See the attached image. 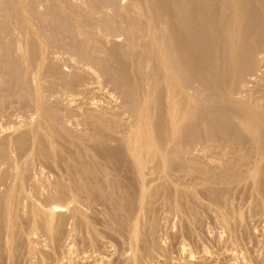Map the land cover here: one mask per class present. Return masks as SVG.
<instances>
[{"label":"bare ground","instance_id":"obj_1","mask_svg":"<svg viewBox=\"0 0 264 264\" xmlns=\"http://www.w3.org/2000/svg\"><path fill=\"white\" fill-rule=\"evenodd\" d=\"M122 1V0H121ZM124 2L126 1V0H123ZM122 1V2H123ZM146 1V0H145ZM121 2V3H122ZM127 2V1H126ZM147 2V1H146ZM78 3V2H77ZM24 4V3H23ZM78 4H80V1H79V3ZM124 4V3H123ZM134 4V3H133ZM22 5V4H21ZM108 5V4H107ZM137 5V7H139L140 8V12L141 13H143V12H145V14L144 15H146V13H147V18L145 19V16L144 15H141V16H144L143 18H144V21H143V24H145L142 28H141V26L139 27L138 25V28L136 29V25H134V23H135V21L138 19V17H137V19L136 18H133V16H131L133 19V25L135 26H132V25H130L131 23L130 22H126V23H129V25H130V31H129V33H128V31H127V29L126 30H124V27H125V25H124V27L122 28V29H120L121 31L122 30H124V32L125 31H127V35L125 34V37L124 38H126V41H125V39H124V41H125V43H126V45L128 46L129 44H131V43H134L135 41L137 42V44H136V46L134 47V46H132L133 48H135L136 49V51L138 52L139 51V49H142V47H141V45L140 46H138V44H140L141 42H142V40H141V42L139 41L140 40V33H139V31H142V34H145V35H147L146 37H148V41H149V45H148V47H149V49H147L146 50V57H145V54H143V52H142V55H144V57L146 58V59H144L145 61H147V62H150L151 64H153L155 67L154 68H156L155 70H153L154 68H153V65H151L150 63H148L147 64V62L145 63L144 62V60L142 59V58H140V56L141 55H136V54H139V52L138 53H136L135 52V55L136 56H138V58H140V59H142V62H141V60L139 59L138 61L140 62V63H145L146 65H151L152 67H150V70H151V68H152V74L150 75V73H148L147 72V70H149V69H147V68H149V67H147L146 65H144L145 67H146V69L142 66V64H140L141 65V68L143 67L144 68V70H146V73H148L147 75L150 77V78H148L147 76H145L144 74H142V75H144L143 77H146V78H148V80L147 79H142L143 77H138L137 78V74L141 71V70H138V72H137V70H136V67L134 66V70L136 71H132L130 68H129V66H128V68H129V70H131L135 75V77L137 78V79H141V81L139 80V82H141L140 83V85L141 86H139V88L140 87H143V85L145 86H147L146 88H144L143 87V89L142 90H138L137 89V91H136V93H135V91H134V89H136V87H133V85L134 84H131L132 86L131 87H133L132 89H131V93L133 94L132 96L131 95H129L130 97L129 98H131V99H129V102H130V111L128 110L127 112L130 114V116L129 115H125L126 117H129L128 119H127V121H124V117H122L123 118V120L122 121H124V123L123 124H121L120 122H122L121 120L118 122V123H116V120H115V123L116 124H118V125H116L115 123L113 124V127L115 128V126L114 125H116V126H121L122 128H121V131L119 132L120 133V135L122 134V132H123V136H122V139H120V142L123 144V146H124V149L126 150V152H127V154H128V158H129V160L131 161H128L127 159V155H125L126 156V158H125V160H127L128 162H129V164L130 165H128V167H126L127 166V164H128V162L126 163V166L124 165V167H126V169H127V171L129 172L130 170H131V172H127V171H125V173H128V174H125L124 173V170H126L124 167H123V164H121L122 165V167H120L121 165H115L114 164V162L116 163V162H118L115 158V160L116 161H113V157H114V153H112V151H111V153H112V155H108V154H106V155H104V156H110V158H111V156H113L111 159H112V161H110V160H108L109 162H111L112 164H114V165H109V163L108 162H106V163H108V164H104V161L105 160H101V161H103V163L102 162H100V163H97V162H95V164H92L91 162V164H88L89 163V161H87V164H85V165H83V163L84 162H82V160L83 161H85L86 159H80L81 160V162H79V163H81L80 165H78V167H77V165H76V163H73L74 165H76V166H74V167H77L78 169H70V168H72L71 167V165H70V163H72V161L70 162V160H69V170H67L66 168H61V166H60V164L58 165V164H56L55 162H57V161H53V160H55L56 158H58L57 156L58 155H56V157L53 159L52 157H54L55 156V154L53 153L51 156L52 157H48V155L49 154H51L50 153V151L51 150H56V148L55 149H53V147H56L55 146V144H53L54 142L56 143V144H58L56 141H54V138H55V136H54V138L52 137L53 136V134L55 135V132L57 131V129H55L54 130V128L53 129H51L50 127L51 126H47V124H53V121H51L50 119H49V117L48 118H44V116H43V118L44 119H46V120H50L51 122L49 123H47V124H45L46 122L44 121V119L42 120V119H39V122H43L44 121V123H36V125L37 126H39L38 128H37V126L35 125V123L34 124H31L32 126L33 125H35L36 126V130H35V133L33 134L32 132H33V130L32 131H30L31 133V135L29 134V132H28V135L30 136V137H33L31 140H33V141H31L32 143L30 144V141L28 142L30 145H32V147H33V145L35 146L36 145V143H38L39 145L38 146H40L41 144H45L46 146H44V149H45V147H46V149L49 151V152H47V151H45L46 152V157H48L47 159H49L50 161H51V158L53 159L52 160V164L49 166V167H47V164H45V162H41L40 161V159L42 158H39L38 157V154H40L39 156H41V153L39 152V153H34L33 155H36L37 157H34L35 159L36 158H39V161H38V159H37V161L38 162H40V163H37V164H43L44 165V167H42V166H40L38 169L35 167V169H37L35 172L37 173L36 175H34L33 176V174H34V171L33 170H31V172L33 171V174H31L32 175V177H31V175H29L28 177H26L25 175H24V169H25V166H27L26 164H29V159H31L30 157L32 156V153L31 152H29L28 151V148H29V150L31 151L32 149H30V147H26L27 148V153L24 151V150H22V148L20 149V147L18 146V144H17V142H16V145L19 147V150L21 151H24V152H20V156L22 157L21 159V161L23 162V163H21V164H18V163H16L15 162V159H13L12 158V156H14V155H12V156H10V153L12 154V152H15L16 151V149L15 150H13V151H9V152H7V150L5 151V153L7 152V153H9V155H5V157L6 158H4V160H6L7 159V157L10 159V158H12L13 159V161H11V162H9V161H4V162H1L0 163V173L2 174L3 173V175H4V173H7L8 174V177H3V175L1 176V178H0V264H4V262L2 263V256L4 257V256H6V258H7V260H9V262H10V258L13 256V253H14V248L15 247H17V246H15V243L17 242V241H19L20 242V239H18V238H23V240L25 241V243L27 244V246H28V248L32 251V252H35L36 250L38 251V249H36L37 248V246H41V247H43V249H44V246H53L52 248L54 249V245H55V248H56V245H58V244H63V246H65L66 248H64V249H66V251H67V253L68 254H70V257H73L72 256V254H73V251H75V256H74V259L76 258L78 261H82L81 263L82 264H111V260L113 259V257L115 258L116 257V255H118L119 253H122V254H124V256L126 257H124L122 254V257H124L127 261L126 262H128V264H166V261L165 260H168V258L166 257V259H164L165 258V256H163L164 258H161L162 256H157L156 254V256H154L153 254H151L152 252H155L154 250L150 253V256L148 255L147 256V254H145L146 253V251H144L143 249H146V250H148L147 248H144V246H143V241L144 240H147L146 238H149V240H150V237L149 236H151V232H152V230H153V232L155 233L156 231H154V230H156V229H154V226H153V221L155 220V218L156 217H159V219H161L160 217H162V219L163 220H165V223H164V221L163 220H158V219H156L157 221H159L160 223H161V221H163V223L165 224V227L168 229V228H172V226H173V222H174V220L175 219H177L178 221H179V224L177 223V225H178V227L180 228V230L181 229H183V230H185V228H187V227H190L191 226V223L193 224V220L195 221V217L193 218V220H192V217H193V215L192 214H194L193 212H197L196 210L198 209V208H200V207H198V206H196V204L198 205V200L200 201L201 199H202V201L201 202H204V200H207L209 197H210V195H208L209 197H207V198H205V199H203L202 197H201V199H197V203L194 201V204L195 205H193L192 204V206L191 205H187V204H185V203H192V201L195 199L196 200V198H193V200L192 201H190L191 200V197H190V199L189 200H185V198H187V196H190V195H193L194 197H197V195L199 194L200 195V193H205L206 191H208V189H206L205 187H209L208 185L209 184H207V186H206V183H208V182H210V183H212V186H213V182L216 180V175H214L215 173H217V177H219L220 176V168L218 167V166H221V165H223L222 163H218V165H216L215 167H217V168H219V170L220 171H218L219 172V174H218V172H216L215 170H217V168L214 170V172L215 173H213V169L211 170V168L210 169H208L205 165H204V163H203V166H204V169H202V170H198L197 169V171H195V172H193V173H182L181 171L180 172H178L177 171V173L175 174V172L173 173V175L172 174H170L169 172V174L167 173V167L168 166H166L167 164H168V161H167V159H169V158H165L166 156H167V154L168 153H170L171 151H169V150H173V149H171L172 148V146L176 143H173V145L170 147V149H169V146L172 144L171 142H174V140H175V136L177 135V134H179V132L181 133V131H183V129H185V127H186V125H188L187 124V122L189 121V119L193 116L194 117V115L196 114V112H195V110H196V106L192 103V101H191V99L189 98V96H188V92H187V88L185 89V85H183V87L181 86V84L180 83H178V80H182V77H180V73H182L181 71H188L189 70V72H195V74H193V75H200V76H198L199 78L202 76V75H205V80L207 81V80H210L211 81V83H212V85H213V89L211 90V88H209V90H211L210 92H211V95H210V93H208V92H206V91H204L203 90V92H205V93H208L207 95H210V96H212V97H214V96H220V97H222V98H224V100L223 101H225L227 104L226 105H228V107L230 108V109H233L234 110V113H233V111L232 110H230V112L231 113H233V114H235V118H236V121H235V123L237 122V126L239 127V128H241V129H238V130H243L244 131V133H246L247 135H249L250 136V141H252V146L254 147V148H256V152H257V154H258V156L259 157H257L256 156V158L255 157H253V158H251V157H248V156H251V155H248V156H246L247 155V153H246V155H245V157L249 160V158H251V160H249L250 162H248V160L247 159H245V160H247V162H245V164H241V167L242 168H244V169H242V171H243V173H241V178L239 177V179L238 180H240V181H237V179L235 180V178H234V180H233V182H236L237 181V183L239 182V183H243V182H245V184H243V186H242V183L241 184H239L240 186H237V187H242V189H243V187H244V185H247V187H250V191L251 192H249L250 194H252V196L254 195V196H256L258 199L256 200V201H258L259 199L264 203V184L262 185L261 184V178L263 177L262 176V174L264 175V173L262 172V170L264 169V163H263V161H264V108L262 107V106H264V105H262L261 107H260V104L259 105H257V104H252V103H259L258 101V99L256 98L255 100H253V98H252V101H248V99L249 100H251V98L249 97V92L247 91V93L245 92V91H242V90H240L239 92H235V93H233V92H231V93H229V91L228 92H226V91H223L222 89V87H220L221 85H220V83H221V81L223 80V81H227L226 79H227V76H226V79H225V74L227 75L228 73H225V70L223 71V73H225L224 74V79H220V81H217V76L216 75H214V73L216 74V72H218L219 73V71H214L215 70V68H214V70H213V68H212V66H213V64L211 65V67H210V64H209V62H207V64H209V66L207 65H205L204 63H205V58H207V55L208 54H210L209 52H211L212 50H214V51H218L219 53L221 52V55H223V53H227V56L226 55H224V56H226L227 58L229 57L228 56V54L229 55H233V56H230V58L231 59H229V61H228V59L226 60V59H224V61H225V63H226V61L228 62V66H226V64L224 63V61L223 62H221L222 63V65H224V67L226 66V67H228L229 69L232 67V65L234 64V62H235V65H236V62H240L242 59H243V63H244V58L245 59H247V61H249V59L252 61V65H253V60H254V58H256V57H258V56H260L261 57V59H263L262 57H264L263 55L261 56V54H263L264 53V0H154V2H147L144 6H143V10L141 9V7H140V5L139 4H137V3H135L134 4V6H136ZM23 6V5H22ZM78 6V5H77ZM113 6V5H112ZM130 6H133V5H130ZM19 7V6H18ZM24 7V6H23ZM75 7V6H74ZM17 8V7H16ZM25 8V7H24ZM78 8H80V7H78ZM111 8V7H110ZM124 8V7H123ZM21 9H22V7H21ZM20 9V10H21ZM25 9H27V8H25ZM77 9V8H76ZM116 9H118V8H116ZM126 9H128V8H126ZM125 9V10H126ZM101 10V9H100ZM104 10V9H103ZM112 10V9H111ZM134 10H135V8H134ZM99 11V10H98ZM97 11V12H98ZM116 11V10H115ZM122 11H124V10H122ZM131 12H132V10H130ZM136 11V10H135ZM195 11V12H194ZM20 12V11H19ZM27 12H28V10L25 12L26 13V16H27ZM96 12V11H95ZM96 12V13H97ZM121 12V11H120ZM120 12H119V14H120ZM134 12V11H133ZM132 12V13H133ZM139 12V11H138ZM138 12L136 13V12H134L135 14H138ZM192 12L193 13H195V15H193L192 14ZM206 12V13H205ZM23 13H24V10H23ZM23 13L21 14V15H23ZM100 13H102V15L105 17V14L106 13H104V11L102 12V10H101V12ZM113 13V12H112ZM115 13V12H114ZM123 13V12H122ZM120 14V15H123V14ZM124 13H126V11L124 12ZM205 13V14H204ZM107 14H109L108 12H107ZM118 14V13H117ZM116 14V15H117ZM127 14H129L128 12H127ZM97 15V14H96ZM138 15H140V14H138ZM204 15H206V16H204V18L206 17V18H208V19H206V20H208V21H210L209 23L210 24H206V23H208V22H206L204 19H202L203 18V16ZM25 16V15H24ZM101 16V15H100ZM99 16V17H100ZM103 16H101L100 18H102V22H100L99 20V22H100V28H99V30L101 29L103 32H101L100 31V33H105L104 32V28H103V25H101V23H103V19H104V17ZM115 16V15H114ZM118 16V18H119V15H117ZM125 16V15H124ZM123 16V17H124ZM127 16V15H126ZM140 16V17H141ZM23 17V16H22ZM28 17V16H27ZM94 17V16H93ZM109 17V16H108ZM113 17V16H112ZM122 17V18H123ZM129 17H130V15H129ZM129 17L127 16V18H125V19H127V21L129 20ZM136 17V16H135ZM97 18V17H96ZM110 18V17H109ZM108 18V19H109ZM142 18V17H141ZM225 18H227V20L225 19ZM112 19V18H111ZM124 19V20H125ZM134 19H136L135 21H134ZM140 19V18H139ZM138 19V20H139ZM23 20V19H22ZM101 20V19H100ZM116 20H118V19H116ZM132 20L130 19V21L132 22ZM220 20H222V22H223V20H225V21H227L226 23L227 24H225L226 26L224 27V25H222L220 22ZM27 21H30V22H32V20H27L26 19V22ZM93 21H94V19H93ZM105 21V20H104ZM108 21V20H107ZM106 21V22H107ZM141 21V20H140ZM204 21L206 22L205 24H204ZM218 21H219V23H218ZM26 22H24V23H26ZM94 22H96V21H94ZM113 22V21H112ZM122 22H125V21H123L122 20ZM137 22V21H136ZM24 23H22V24H24ZM90 23H92L93 24V22H90ZM111 23V22H110ZM116 23V22H115ZM139 23V22H138ZM28 24V23H27ZM27 24H25L24 26H27V27H29V25H27ZM92 24H91V26H92ZM97 24V23H96ZM96 24H94L95 26H96ZM107 24H108V22H107ZM123 24H125V23H123ZM99 25H97V26H99ZM109 25V24H108ZM111 25V24H110ZM127 25V24H126ZM140 25V24H139ZM31 26V25H30ZM88 26V25H87ZM114 26V25H113ZM116 27H117V24L115 25ZM119 26V25H118ZM32 27V26H31ZM102 27V28H101ZM107 26H105V28H106ZM128 27V26H127ZM144 27H145V30H141V29H144ZM34 28V27H33ZM32 28V29H33ZM85 28V27H84ZM83 28V29H84ZM95 28V27H94ZM109 28H112V27H109ZM115 28V27H114ZM30 30V27H29V30H30V32L31 31H34V30ZM83 29H79V32L81 31L82 33H83V35L85 36L86 34H87V32L88 31H86V34H84L85 32L84 31H82ZM93 29V28H92ZM119 29V28H118ZM133 29L134 30H136L137 32H135V31H133ZM21 30H23L22 28H21ZM29 30L27 31V35H29ZM59 30V29H58ZM89 30V29H88ZM106 31L108 30V29H105ZM112 30V29H111ZM117 30V29H116ZM120 30H118V32L120 31ZM16 32L18 31V29L17 30H15ZM25 31V30H24ZM57 31V30H56ZM78 31V30H77ZM77 31L75 30L74 32H76L77 33ZM91 31V30H90ZM93 31V30H92ZM95 31H97V29L95 30L94 29V31H93V33L95 32ZM37 32V31H36ZM36 32H34V34L36 35V38H37V33ZM59 32V31H58ZM80 32V34H82ZM117 32V31H116ZM23 33V32H22ZM45 33V32H44ZM56 33V32H55ZM98 34H99V32H97ZM96 33V34H97ZM108 33V32H107ZM107 33H105V34H99L100 36L99 37H103L104 39H105V42L107 41L106 40V34ZM209 34L210 36H211V38H207L204 34ZM32 34V33H31ZM45 34H47V33H45ZM56 34H58V33H56ZM56 34H54V35H56ZM75 34V33H74ZM79 34V35H80ZM90 34V33H89ZM97 34V35H98ZM111 34V33H110ZM110 34H109V36H110ZM120 34V33H119ZM119 34H117V38H116V35L114 36L116 39H119L118 38V35ZM123 34V33H122ZM18 35V34H17ZM17 35H15V36H17ZM26 35V36H27ZM40 35V34H39ZM54 35L52 36V37H54ZM62 35V34H61ZM76 35V34H75ZM90 35H92V33L90 34ZM96 35V36H97ZM108 35V34H107ZM112 35V37H113V35L114 34H111ZM121 35V34H120ZM14 36V35H13ZM30 37H31V35H29ZM34 35H32V37H33ZM44 36V35H43ZM59 36H60V34H59ZM59 36L57 37V39L59 38ZM84 36H82V37H84ZM88 36V35H87ZM95 36V35H94ZM105 36V37H104ZM109 36H107L108 38H109ZM122 36V35H121ZM127 36V37H126ZM138 36H139V38H138ZM203 36H205V38H207V39H210V40H212V42L210 41V43L208 42V43H206V41L205 42H203L202 43V39H205V38H202ZM17 37H19V36H17ZM22 37V36H21ZM31 37V38H32ZM42 37V36H41ZM44 37H46V36H44ZM47 37H48V35H47ZM50 37V36H49ZM81 37V38H82ZM93 36H91V38H92ZM99 37H97V38H94V39H96V41H97V43L99 42V47H97L98 49H100V50H98L97 51V53L98 54H101L100 56H102V58L103 59H105V56H110L113 52H115L116 50H115V48H112V47H115L116 45H117V47L119 48V46H118V44H119V42L117 43V44H115V46H114V43H116L115 41H116V39L114 40L112 37H110V38H112L114 41V43H112V44H107L106 43V45L103 43V38L102 39H100ZM142 37H144V36H141V38ZM30 38V40L29 41H31L32 39ZM35 38V37H34ZM33 38V39H34ZM65 38V37H64ZM87 38V40H88V42H90L89 41V39L91 40V38H90V36L89 37H86ZM89 38V39H88ZM92 38V39H93ZM120 38H122V37H120ZM23 39V38H22ZM37 39H39V37L37 38ZM41 39V38H40ZM44 39H47V38H44ZM68 39V38H67ZM66 39V40H67ZM98 39V40H97ZM144 39V38H143ZM206 39V40H207ZM18 40H21V39H19L18 38ZM35 40V39H34ZM33 40V41H34ZM42 40V39H41ZM48 40H51V39H48ZM52 40H54V38L52 39ZM62 40V39H61ZM82 40H84V39H81V43L83 42ZM86 39L84 40V42H86L87 41ZM111 39H109V41H110ZM145 40H147L146 38H145ZM15 41V40H14ZM38 41V40H37ZM40 41V40H39ZM46 41V40H45ZM54 41H56V38H55V40ZM58 41V40H57ZM96 41L94 40H92L91 42H93V44L95 45V46H98V45H96ZM109 41H107V42H109ZM193 41H195V42H193ZM208 41V40H207ZM35 42H36V40H35ZM40 42H42V43H45V42H43V41H40ZM51 42L52 41H50V44H51ZM59 42H60V40H59ZM59 42L58 43H56V44H58L57 46H59V50H55L56 48L58 49V47H56V48H53L54 49V51L52 50L51 51V49H52V47L53 46H51L50 47V45L49 46H47V48L49 49L50 48V51H43V50H41L40 48H41V46H40V44L41 43H39V42H37V44L39 43V49H40V51L43 53L42 54V56L40 57V55L41 54H34L33 53V55H32V57L34 56L35 57V55H38L40 58H38V56H37V59H39V63H38V65H37V67H38V69L40 68L41 69V67H42V71H43V68H45L44 70H46V67H44V66H47L48 64L50 65V61H53L54 60V62H55V58H59L60 57V55L59 54H61V52H60V50L64 53V54H66V49L68 50V53H69V51H70V53L71 52H73L74 53V51L76 52V50H77V47H73V48H76L75 50L72 48V50H71V47H72V45H71V47L69 46V49L68 48H66V49H64V47H66L64 44L66 43H60V45H62L63 44V48H62V46H61V48L62 49H60V45H59ZM62 42H63V40H62ZM69 42H70V40H69ZM80 42V40L78 39V44H81V43H79ZM110 42H112V40L110 41ZM147 42V41H146ZM16 43H17V40H16ZM19 43V45H20V43H22V42H18ZM30 43H32V41L30 42ZM53 43V42H52ZM206 43V44H205ZM35 44V43H34ZM33 44V45H34ZM46 45H47V43H45ZM45 44H43L44 46H45ZM54 44V43H53ZM67 44V43H66ZM74 44V43H73ZM77 44V45H78ZM86 44L87 43H85L84 45L86 46ZM148 44V43H147ZM18 45V44H17ZM26 45V44H25ZM36 45V44H35ZM34 45V46H35ZM42 45V44H41ZM42 45V46H43ZM76 45V44H75ZM76 45V46H77ZM83 45V44H82ZM83 45V46H84ZM88 45V44H87ZM89 45H90V43H89ZM88 45V47H90ZM94 45H91V47H92V49H91V51L93 52V53H95L96 51H94V49H96V48H93V46ZM110 45H113L112 47L110 46ZM132 45V44H131ZM131 45H129V46H131ZM142 45H145L143 42H142ZM22 46V45H21ZM44 46L42 47V49L44 48ZM56 45H54V47H55ZM79 46V45H78ZM94 46V47H95ZM108 46H110V48L113 50H115V51H110V55H108L107 54V52H108V50H107V52H106V50L105 49H107V47ZM23 47V46H22ZM36 47V46H35ZM46 47V46H45ZM87 47V46H86ZM86 47H84V48H82L83 49V51H86V50H88V47H87V49L86 50H84ZM90 47V48H91ZM138 47H140V48H138ZM146 47L147 46H145V49H146ZM24 48V47H23ZM46 48V49H47ZM90 48H89V50H90ZM138 48V49H137ZM20 49V48H19ZM28 49V48H27ZM31 49H32V46H31ZM30 49V50H31ZM35 49V48H34ZM33 49V50H34ZM39 49H37V51L39 50ZM47 49V50H48ZM82 50L81 49V45H80V47H78V50ZM117 49V48H116ZM228 49V50H227ZM103 50H105V52L103 51ZM118 50H120V48L118 49ZM128 50H129V48H128ZM127 50V51H128ZM144 50V49H143ZM142 50V51H143ZM18 52H19V50H17ZM17 51H15V52H17ZM22 50H20V52H21ZM36 51V50H35ZM35 51H33V52H35ZM91 51L89 52V51H87V52H89V54L91 53ZM99 51H102V53H105V54H107V55H103L101 52H99ZM126 51V52H127ZM130 51H131V49H130ZM129 51V52H130ZM133 51H135L134 49H133ZM145 51V50H144ZM226 51V52H225ZM228 51V52H227ZM78 52V51H77ZM119 55H120V52L119 51H116ZM128 52V53H129ZM147 52H149V53H147ZM213 52V51H212ZM37 53V52H36ZM67 53V54H68ZM70 53L68 54L69 55V57H70ZM85 53V52H84ZM93 53H91V54H93ZM117 53H116V55L114 54V56H118L117 55ZM132 53H134V52H132ZM131 52H130V54H132ZM215 53V52H214ZM64 54H63V56H64ZM66 54V55H67ZM75 54V53H74ZM76 54H79V52L78 53H76ZM80 54H81V51H80ZM79 54V55H80ZM112 54V55H113ZM124 54V53H123ZM140 54H141V52H140ZM22 55V54H21ZM65 55V57H67ZM73 55V54H72ZM82 55V54H81ZM80 55V56H81ZM84 55H87V57H85V59L83 58V56ZM84 55H82V58L84 59L83 61H82V58H81V60H79V61H81V62H79V61H77V63L79 64H81V63H83V65L85 66L84 68L86 69V70H88L89 72H92V69L90 68V66L93 64V62L97 59V58H95L96 56L95 55H97L96 53L95 54H93L92 55V57H94V60H93V62H92V60L91 59H93L92 57H91V55L89 56L88 55V53H86V54H84ZM112 55H111V57H112ZM133 55V54H132ZM135 55H133L134 56V59H135ZM215 55V54H214ZM218 55V54H217ZM220 55V54H219ZM218 55V56H219ZM98 56V55H97ZM113 56V57H114ZM122 56V55H121ZM128 56H129V54H128ZM213 55L211 54V57H212ZM17 57V56H16ZM20 57V56H19ZM18 57V58H19ZM24 57V56H23ZM30 57H31V55H30ZM52 57H54V59H52ZM74 58V56H71V58ZM78 57V56H77ZM91 57V58H90ZM119 57V56H118ZM125 57V56H124ZM141 57H143V56H141ZM143 57V58H144ZM216 56H214V58H215ZM221 57H223V56H221ZM225 57V58H226ZM254 57V58H253ZM259 57V58H260ZM17 58V59H18ZM36 58V57H35ZM61 58V57H60ZM101 57H100V59H102ZM115 58V57H114ZM114 58H112L113 60H115V62H116V60H118L119 58H116V59H114ZM126 59H129L130 58V56L127 58V56L125 57ZM133 58V57H132ZM137 58V59H138ZM210 58V55H209V57H208V59ZM213 58V59H214ZM219 59H218V61L220 60V57H218ZM16 59V60H17ZM64 59V57H62V60ZM65 59H68V58H65ZM76 59H79V58H76L75 57V60ZM98 59H99V56H98ZM102 59V60H103ZM108 60H110V57L109 58H107ZM123 59V58H122ZM125 59V60H126ZM131 60V62L132 61H136V59L135 60ZM217 59V58H216ZM57 60V59H56ZM59 60V59H58ZM57 60V61H58ZM107 60V61H108ZM211 59H209V61H210ZM233 60V61H232ZM28 61H30L29 59H28ZM33 61H36L34 58H33V60L32 61H30V62H33ZM68 61V60H67ZM100 61V60H99ZM118 61H120V63L122 64V61L119 59ZM118 61L116 62V63H118ZM206 61H207V59H206ZM213 61V60H212ZM231 61H232V63H231ZM256 61V60H255ZM254 61V62H255ZM53 62V63H54ZM61 62V61H60ZM60 62H59V64H60ZM65 61L63 60V64H67V62L66 63H64ZM68 62H70V60L68 61ZM71 62L73 63V60H71ZM96 62V63H95ZM94 63V65H95V67L96 66H98L99 64H103L104 62L103 61H101V63L99 62V63H97L98 62V60L97 61H95ZM105 62H106V59H105ZM111 62H112V60H111ZM115 62H112V63H114L113 65H115L116 63ZM123 62H124V59H123ZM130 62V67H131V65L133 66V65H135L136 63L135 62H133L134 64H132ZM137 62V61H136ZM215 62V61H214ZM229 62L231 63L230 65V67H229ZM262 62V61H261ZM264 62V61H263ZM23 63H25L24 61H23ZM56 63H58V62H56ZM76 63V62H75ZM75 63H73L74 65H76ZM107 63H109V61L107 62ZM120 63H118L119 64V66L121 65ZM128 63V62H127ZM216 64H218V62H215ZM220 63V61H219V64H221ZM249 63V65L251 64L250 62H248ZM247 63V64H248ZM27 64V63H26ZM34 64H36V62L34 63ZM63 64H62V66H63ZM69 64H71V63H69ZM69 64H67L68 66H70ZM110 64V63H109ZM126 64V63H125ZM139 63H137V65H138ZM245 64H246V62H245ZM257 66H258V60H257V63H255ZM254 64V65H255ZM259 64H260V61H259ZM33 65V64H32ZM31 64H30V68H31V66H32ZM51 65H52V63H51ZM54 65V64H53ZM67 65H64V67L65 68H68L67 67ZM73 65V66H74ZM83 65H78V67L79 66H83ZM103 65H105V63L103 64ZM102 65V66H103ZM107 65V64H106ZM111 65V68H113L114 70H117V71H119V69H120V67L119 66H117L119 69H115V66L113 67L112 66V64H110ZM139 65V66H140ZM221 65V66H222ZM261 65V64H260ZM26 66H28V65H25V67ZM73 66H72V64H71V67H69L70 69L71 68H73ZM126 66V65H125ZM218 67H219V65H217ZM220 66V67H221ZM234 66V65H233ZM236 66H238V64L236 65ZM245 66V65H244ZM20 67H21V65H20ZM49 67V66H48ZM50 67H53V66H50ZM49 67V68H50ZM64 67H61L62 69L64 68ZM94 66H93V71H94V69H95V71L96 70H98L99 71V68H100V66H99V68H95ZM123 67V66H122ZM121 67V68H122ZM216 68V69H219V68ZM256 66H253V68H255ZM260 67V66H259ZM34 68H35V70L37 69L36 67H33V69L32 70H34ZM56 72L58 73L59 71H61L62 72V70H57L58 68H59V66H58V68H57V65H56ZM61 68H59V69H61ZM64 68V69H65ZM80 69H82L81 67H79ZM104 68V67H103ZM103 68H100V69H102V70H104ZM125 68H127V67H125ZM124 68V69H125ZM137 68H138V66H137ZM212 68V69H211ZM222 68V69H221ZM219 70H223V67H221ZM233 68V71L235 70L234 68L235 67H232ZM247 68V67H246ZM249 69H250V67H248ZM22 69V68H21ZM37 69V70H38ZM39 69V70H40ZM53 69V68H52ZM52 69H50V70H52ZM63 69V70H64ZM70 69H68L67 70V72L70 70ZM74 69H76L75 68V66H74ZM79 69V70H80ZM133 69V68H132ZM140 69V68H139ZM229 69H226V71L227 70H229ZM258 68H256V70H257ZM23 70V69H22ZM47 70H49V69H47ZM107 70H108V68H107ZM107 70H105V71H107ZM121 70V69H120ZM125 70H127V69H125ZM143 70V73H145V71ZM191 70V71H190ZM193 70V71H192ZM237 70V69H236ZM260 70V69H259ZM13 71V70H12ZM18 70H16V72H17ZM24 71V70H23ZM26 71V70H25ZM53 71V70H52ZM52 71H49V73L50 74H52ZM65 72H66V69L64 70ZM63 71V72H64ZM76 71H78V68H77V70ZM96 72V73H99V72ZM101 71V70H100ZM122 71V70H121ZM120 71V72H121ZM232 71V70H231ZM232 71V72H233ZM244 71H246L245 69H244ZM261 71V70H260ZM262 71H264V70H262ZM19 72V71H18ZM62 72V73H63ZM66 72V73H67ZM71 73L73 72V71H70ZM81 72L83 73V71L81 70ZM86 72V75H87V71H85ZM102 72V71H101ZM100 72V73H101ZM112 72V71H111ZM119 72V75L121 74ZM127 72V71H126ZM227 72H230V70L229 71H227ZM240 72V71H239ZM238 71L236 72L237 74L239 73ZM248 72V71H247ZM254 72H259L258 70L257 71H255L254 70ZM22 73V72H21ZM20 73V74H21ZM30 73V72H29ZM39 73V76H43V74L41 75L40 74V71L38 72ZM37 73V74H38ZM60 73V72H59ZM78 73H79V71H78ZM77 73V74H78ZM105 75L104 76H106V78H110L111 77V74H108V71L105 73V72H103ZM109 73H110V70H109ZM112 73H114L115 74V72L113 71ZM118 73V72H117ZM127 73H130V72H127ZM141 73H142V71H141ZM145 73V74H146ZM185 73V72H184ZM183 73V74H184ZM218 73H217V75H218ZM221 73L222 72H220V76H218V77H220V78H222V75H221ZM241 73V72H240ZM240 73H239V75H240ZM243 73V72H242ZM261 73H263V72H261ZM261 73H259L260 74V76H261ZM11 74V73H10ZM15 74V73H14ZM34 74V73H33ZM32 73H31V77H32V75H33ZM37 74H35L36 76H37ZM53 74H55V73H53ZM75 74V73H74ZM186 74H187V72H186ZM192 74V73H191ZM236 74V75H237ZM252 74V72L250 73V75ZM258 74V73H257ZM2 75V74H1ZM29 75V74H28ZM46 77H47V75L46 74H44ZM58 76H60L59 74H57ZM68 75V74H67ZM76 75V74H75ZM98 75V74H97ZM108 75H110V76H108ZM113 75V74H112ZM117 75V74H116ZM118 75V76H119ZM121 75H123V74H121ZM131 75V74H130ZM130 75H129V77L124 73V75L122 76L123 77V79H124V77L125 76H127L124 80H126L127 78H129L130 79ZM141 75V74H140ZM139 74H138V76H140ZM141 75V76H142ZM231 75V76H230ZM230 75L228 74V76H229V78H231L232 76L234 77V75H233V73H231L230 72ZM235 75V76H236ZM248 75V74H247ZM3 76V75H2ZM30 76V75H29ZM34 76V75H33ZM36 76H34V77H32L33 79H34V84L35 83H37L38 81L39 82H41V79H42V81H43V78L41 77V78H39V76H37V78H38V80H36ZM44 76V77H45ZM48 76H51V75H48ZM55 76H56V74H55ZM53 77V75L51 76L52 78H55V81H57V76L56 77ZM65 76H66V74H65ZM74 76V75H73ZM88 76H89V74H88ZM87 76V77H88ZM91 76V75H90ZM95 76V75H94ZM99 76V75H98ZM97 76V77H98ZM131 76H133V75H131ZM133 76V77H134ZM50 77V78H51ZM62 77H63V74H62ZM68 77V76H67ZM92 77H93V73H92ZM91 77V78H92ZM102 77H103V74H102ZM113 77H114V75H113ZM112 77V78H113ZM179 77H180V79H179ZM191 77H192V75H191ZM194 77V76H193ZM198 77H196V78H198ZM233 77H232V79H233ZM237 77H238V75H237ZM249 77V76H248ZM258 77V76H257ZM257 77H256V74H254V75H252L251 76V79H250V81L253 83H255L256 81H257ZM29 78V77H28ZM49 78V77H48ZM49 78V79H50ZM50 79V80H52V82H54L53 80L54 79ZM57 78V79H56ZM61 78V77H60ZM59 78V79H60ZM75 78V77H74ZM77 78H79V77H77ZM93 78H96V77H93ZM93 78H92V80H93ZM108 78V79H109ZM111 78V79H112ZM119 78V77H118ZM121 78V77H120ZM132 78V77H131ZM195 78V79H196ZM199 78H198V80H199ZM202 78V77H201ZM229 78H228V81L230 82V80H232V79H230L229 80ZM239 78V77H238ZM240 78H242L241 76H240ZM239 78V79H240ZM261 78V77H260ZM4 79V78H3ZM21 79V78H20ZM48 79V80H49ZM65 79V78H64ZM113 79H116L115 77L113 78ZM137 79H134L135 81L137 80ZM194 79V80H195ZM237 79V78H236ZM258 79H259V77H258ZM5 80V79H4ZM36 80V81H35ZM47 80V79H46ZM72 80H73V78H72ZM78 80H80V79H78ZM86 80H89V79H86ZM86 80L84 81V82H86ZM97 79H95V80H93L94 82L96 81ZM103 80V79H102ZM121 80V79H120ZM124 80H123V82H124ZM131 80V79H130ZM133 80V79H132ZM131 80V81H132ZM142 80H147V81H142ZM187 80V79H186ZM190 80V79H189ZM188 80V81H189ZM204 80V81H205ZM219 80V79H218ZM233 80H235V78L233 79ZM232 80V81H233ZM241 80V79H240ZM243 80V79H242ZM241 80V81H242ZM248 80H249V78H248ZM263 80V79H262ZM25 81V80H24ZM44 81H45V79H44ZM43 81V82H44ZM62 81V80H61ZM63 81H65V80H63ZM62 81V82H63ZM90 81V80H89ZM105 81V80H104ZM107 81V80H106ZM112 82H113V80H111ZM117 81V80H116ZM116 81L115 82H113L112 84L113 85H115V83H116ZM131 81H129L130 83H131ZM138 81V80H137ZM136 81V82H137ZM200 81H202L201 79H200ZM199 81V82H200ZM245 81V80H244ZM2 82V81H1ZM22 82V81H21ZM30 82H31V80H30ZM51 82V81H50ZM51 82V84L53 85V83ZM60 81L58 80V82H54L56 85L55 86H57L56 88H59V90L57 89V90H54L53 88V86H52V88H50V90L52 89L53 90V92L54 91H58V92H60V90H63V89H60V85L62 84L61 82V84L59 83ZM76 82H78L77 80H76ZM81 82H82V85H83V77H82V80H81ZM88 82V81H87ZM87 82H86V84H87ZM93 82V83H94ZM102 82V81H101ZM125 82H127V83H129L128 81H125ZM138 82V83H139ZM143 82H144V84H143ZM147 82V83H146ZM185 82V81H184ZM220 82V83H219ZM235 83H236V80L234 81ZM243 82V81H242ZM261 82V81H260ZM259 82V83H260ZM263 82V81H262ZM44 83H46V81L44 82ZM43 83V84H44ZM47 83H48V81H47ZM57 83H59L60 85H58ZM97 81H96V84H95V86L97 85ZM118 84H119V86H120V83L119 82H117ZM127 83H126V85H127ZM132 83H134V82H132ZM138 83H136V85L138 84ZM146 83V84H145ZM186 83V82H185ZM202 83V82H201ZM223 83H226V82H223ZM247 83V82H246ZM258 83V84H259ZM33 84V83H32ZM39 84V83H38ZM38 84H37V86H38ZM42 84V83H41ZM43 84H42V86L41 85H39V87L40 88H42L43 87ZM49 84V83H48ZM67 84V82L65 83V85ZM72 84V83H71ZM71 84H70V86H71ZM73 84H75V83H73ZM77 84V83H76ZM85 84V87H84V89H82V88H80L82 85L80 84H77V90L78 91H75V92H71V93H69V92H67L66 90H67V85H66V92L67 93H69L70 95H68L69 96V101H71V102H76V101H82V97H84L85 95V97H87V93L90 91V90H92L93 92L95 91V86H94V84H92L91 83V81L88 83V85H86ZM99 84V83H98ZM107 84H111V83H107ZM106 84V85H107ZM118 84H116V89H119V87L117 86ZM121 84H123V83H121ZM162 84H167L168 85V89H167V86H166V88H165V86H164V90H163V92L162 93H164V92H166L165 90H168L167 91V96H166V94H165V96H163V94H161L162 96H163V99H165V98H167L166 99V102H164V104L166 103V107L164 108V111L162 112V113H159V111L161 110V109H159V107L157 106L158 104H157V102L155 101L156 99L155 98H157V100H158V94H160V93H158L157 94V92H159V88H161L162 86ZM195 84V83H194ZM203 84H205V82L203 83ZM248 84V83H247ZM24 85V84H23ZM28 85H30V84H28ZM63 85L64 84H62L61 85V87H63ZM94 86V87H92V89H91V87H88V86ZM113 85H112V87H113ZM124 85V84H123ZM188 85H191L190 84V82H189V84ZM197 85V84H196ZM199 85V84H198ZM206 85V84H205ZM220 85V86H219ZM229 85V84H228ZM230 85H232V83H230ZM229 85V86H230ZM234 85H236V84H234ZM260 85V84H259ZM21 86V85H20ZM33 85H30V87H32ZM36 86V84L34 85V87ZM48 86H50V85H45L44 87L46 88V87H48ZM69 86V87H70ZM74 86H76V85H74ZM80 86V87H79ZM84 86V85H83ZM122 86V85H121ZM129 86H130V84H129ZM161 86V87H160ZM194 86V85H193ZM193 86H191V87H193ZM204 86V85H203ZM202 86V87H203ZM208 86V85H207ZM229 86H228V88H229ZM262 86V85H261ZM22 87H24V86H22ZM38 87V88H39ZM68 87V88H69ZM101 87V84H100V86L98 87V90L99 89H101L100 88ZM118 87V88H117ZM123 87V86H122ZM121 87V88H122ZM125 87V86H124ZM123 87V88H124ZM131 87H129V88H131ZM231 87H233V86H230V89H231ZM33 88V87H32ZM32 88H29V89H31L32 90ZM49 88V87H48ZM64 88V87H63ZM64 88V89H65ZM72 88V87H71ZM96 88H97V86H96ZM104 87H102V89H103ZM109 88V87H108ZM120 88V89H121ZM122 88V89H123ZM125 88H127V86L125 87ZM124 88V89H125ZM190 88V87H189ZM196 88V87H195ZM201 88V87H200ZM203 88H206V87H203ZM203 88H201V89H203ZM239 88V87H238ZM251 88V87H250ZM24 89H25V87H24ZM27 89V88H26ZM35 89V88H34ZM33 89V90H34ZM43 89V88H42ZM42 89H39V90H41L40 92H39V94L42 92V91H44V92H42L43 94H46L47 93V91L44 89V90H42ZM73 89H75V88H73ZM82 89V91H80V90ZM112 89V88H111ZM110 89V90H111ZM115 89V88H114ZM121 89V90H122ZM124 89H123V91H124ZM158 89V90H157ZM208 89V88H207ZM234 89V88H233ZM36 91H37V88L35 89ZM38 90V91H39ZM51 90V91H52ZM76 90V89H75ZM105 90V89H104ZM195 90V89H194ZM208 90V91H209ZM228 90V89H227ZM261 90V89H260ZM21 91H23V90H21ZM28 91H30V90H28ZM27 91V92H28ZM65 91L63 90V91H61V93H60V95L61 94H65ZM91 91V92H92ZM96 91H97V89H96ZM95 91V92H96ZM108 91V90H107ZM129 91H127L126 92V89H125V93L128 95V93H129ZM132 91H134V93L132 92ZM252 91H255L254 89H252ZM31 92V91H30ZM29 92V93H30ZM46 92V93H45ZM48 92H49V90H48ZM52 92V93H53ZM64 92V93H63ZM92 92V93H93ZM97 92H99V91H97ZM102 92V91H101ZM109 92V91H108ZM113 92H114V90H113ZM116 93H117V91H115ZM122 92V91H121ZM121 92H118L119 94H118V97L120 96V93ZM189 92H190V90H189ZM196 93V95H197V91H195ZM202 92V91H201ZM245 92V93H244ZM251 92V91H250ZM37 93V92H36ZM42 93H41V95H42ZM51 93V94H52ZM57 93V92H56ZM66 93V94H67ZM105 93V92H104ZM107 93V92H106ZM110 93V92H109ZM124 93V92H123ZM130 93V94H131ZM242 93L244 94V98H246L247 97V99H244L243 97H240V96H243L242 95ZM253 93V92H252ZM257 93V92H256ZM26 94V93H25ZM38 94V93H37ZM122 94V93H121ZM125 94V95H126ZM232 94H236L235 95V97L232 95ZM246 94H248V96L246 95ZM259 94V93H258ZM35 95V94H34ZM41 95H38L39 96V98L41 99L42 97H43V95L41 96ZM50 95V94H49ZM49 95H48V97H49ZM57 95H58V93H57ZM59 95V96H60ZM116 95V94H115ZM124 95V96H125ZM189 95H190V93H189ZM192 95V94H191ZM254 95V94H253ZM30 96V95H29ZM33 96V95H32ZM63 96V95H62ZM109 96V95H108ZM122 96H123V94H122ZM157 96V97H156ZM199 96V95H198ZM53 97H54V95H53ZM61 97V96H60ZM98 97V96H97ZM99 97H100V95H99ZM121 97V96H120ZM165 97V98H164ZM202 96H200V98H201ZM212 97H210V98H212ZM219 97V98H220ZM249 97V98H248ZM257 97V96H256ZM47 98V97H46ZM51 98V97H50ZM55 98H57L58 99V97H55ZM63 98V97H62ZM107 98V97H106ZM110 98H111V95H110ZM123 98V97H122ZM126 98V97H125ZM160 98V97H159ZM193 98V97H192ZM198 98V97H197ZM206 98V97H205ZM215 98V97H214ZM217 98V97H216ZM262 98L264 99V96H262ZM33 99V98H32ZM43 99V98H42ZM45 99V98H44ZM65 99V98H64ZM88 99V98H87ZM162 99V101H164ZM196 99V98H195ZM221 99V98H220ZM35 100V99H34ZM47 100V99H46ZM45 100V101H46ZM49 100H51V99H49ZM52 100H54V99H52ZM60 100H62V99H60ZM94 100V99H93ZM97 100V99H96ZM116 100H117V97H116ZM122 100V99H121ZM126 100V99H125ZM125 100H123V101H125ZM161 100V99H160ZM210 100V99H209ZM246 100V101H245ZM80 101V102H81ZM86 101V100H85ZM88 101V100H87ZM123 101H122V104H121V106L122 105H125L126 103H128L129 104V102H124L123 103ZM161 101V102H162ZM212 101V100H211ZM215 101H216V99H215ZM215 101H214V104L213 105H215ZM261 101V100H260ZM37 102H38V99H37ZM41 101L39 100V102L38 103H40ZM58 102V101H57ZM65 102V101H64ZM82 102H84V100L82 101ZM98 102H100V101H98ZM106 102H108V101H106ZM160 102V104L162 105V103ZM220 102V101H219ZM225 102H223V103H225ZM252 102V103H251ZM36 102L34 101V105H36V104H38V103H36ZM44 103V100H43V102H41V106H43L42 104ZM46 103V102H45ZM54 103V102H53ZM62 103H63V101H62ZM67 103H69V102H67ZM95 103V102H94ZM119 103V102H118ZM202 103V102H201ZM207 103V102H206ZM223 103H220V105L221 104H223ZM55 104V103H54ZM57 105H59V103H56ZM76 104V103H75ZM80 104V103H79ZM84 104V103H83ZM88 104V103H87ZM96 104V103H95ZM94 104V105H95ZM107 104H109V103H107ZM111 104V103H110ZM159 104V105H160ZM163 104V105H164ZM264 104V103H263ZM30 105V104H29ZM28 105V106H29ZM32 105H33V100H32ZM49 105V104H48ZM52 105V104H51ZM56 105V106H57ZM60 105H62V104H60ZM65 105V104H64ZM72 105V104H71ZM89 105V104H88ZM87 105V106H88ZM104 105V104H103ZM113 105V104H112ZM115 105H116V103H115ZM161 105H160V108H161ZM212 105V106H213ZM216 105H217V103H216ZM219 105V104H218ZM217 105V106H218ZM39 106V105H38ZM50 106V105H49ZM65 106H67V107H70V106H68V105H65ZM77 106H78V103H77ZM76 106V107H77ZM100 106V105H99ZM98 106V107H99ZM117 106V105H116ZM121 106H119V107H121ZM127 106V104L125 105V107ZM165 106V105H164ZM206 106H208V105H206ZM13 107H15V106H13ZM31 107V106H30ZM36 107V106H35ZM34 107V108H35ZM48 107V106H47ZM81 107V106H80ZM89 107H91V106H89ZM97 107V108H98ZM101 107V106H100ZM119 107L117 108V109H119ZM124 107V106H123ZM127 107H129V106H127ZM163 107V106H162ZM199 107V106H198ZM214 107V106H213ZM218 107H220V108H222V109H226L227 110V108H224L225 107V105L223 106V107H221V106H218ZM9 108V107H8ZM7 108V109H8ZM11 108V107H10ZM9 108V109H10ZM24 109H25V107H23ZM43 108V107H42ZM51 108V107H50ZM55 108V107H54ZM74 108V107H73ZM86 108V107H85ZM84 108V109H85ZM114 108H115V106H114ZM122 108V107H121ZM210 108V107H209ZM219 108V109H220ZM18 109H20V108H18ZM29 109V108H28ZM37 109V108H36ZM41 109V108H40ZM39 108H38V111H39V113H40V111L41 110H43V109H41L40 110ZM47 109V108H46ZM46 109L44 108V110L46 111ZM55 109H57V108H55ZM88 109H91V108H88ZM87 108H86V110L87 111H89ZM92 109H93V106H92ZM109 109V108H108ZM116 109V110H117ZM123 109V108H122ZM201 109V108H200ZM215 109H217V108H215ZM218 109V110H219ZM221 109V110H222ZM43 110V111H44ZM51 110V109H50ZM67 110V109H66ZM102 111H103V108L101 109ZM110 110V109H109ZM115 110V109H114ZM127 110V109H126ZM125 110V111H126ZM163 110V109H162ZM161 110V111H162ZM214 110V109H213ZM218 110H216V111H218ZM0 111H2V110H0ZM11 111H12V109H11ZM16 111H17V108H16ZM29 111V110H28ZM32 111H34L35 112V110L33 109ZM37 111V110H36ZM44 111V112H45ZM97 111V110H96ZM104 111H106V110H104ZM108 111V110H107ZM203 111V110H202ZM10 112V111H9ZM14 112V111H13ZM12 112V113H13ZM27 112V111H26ZM49 112V111H48ZM56 112V111H55ZM80 112V111H79ZM84 112V111H83ZM92 112H94L95 113V110L94 111H92ZM214 112V111H213ZM227 112V111H226ZM4 113H6V112H4ZM17 113V112H16ZM39 113H38V115H39ZM53 113V112H52ZM51 113V114H52ZM94 113H91V112H89V116L87 117V112H85V115H86V119H85V121H88V128L90 129V125H94V126H92L93 127V129H94V127H95V125L97 124V122L96 121H100V117H102V114L100 115L99 114V116L96 118V117H94ZM96 113H98V111L96 112ZM96 113H95V115H96ZM120 115H122V113L124 114L125 112H124V110L121 112L120 111ZM203 113V112H202ZM219 112H217L216 114H218ZM3 114V113H2ZM1 114V115H2ZM18 114H20V113H17V114H15V115H18ZM24 114V113H23ZM27 114V113H26ZM37 114V113H36ZM68 114V113H67ZM72 114V113H71ZM84 114V113H83ZM116 114V113H115ZM118 114H119V112H118ZM160 114H162V116L160 115ZM203 114H205V112L203 113ZM222 114V113H221ZM30 115V114H29ZM37 115V116H38ZM42 115V114H41ZM43 115H45V114H43ZM47 115H49V114H46V116ZM66 115V114H65ZM82 115V114H81ZM93 115V116H92ZM108 115H110V114H108ZM228 115V114H227ZM7 116H10V115H7ZM112 116H113V113H112ZM160 116H161V118H160ZM231 116V115H230ZM26 117H27V115H26ZM41 117V116H40ZM82 117V116H81ZM93 117V118H92ZM114 117H116V116H114ZM125 117V118H126ZM211 117V116H210ZM215 117V116H214ZM229 117V116H228ZM234 117V116H233ZM233 117H231L232 118V120H235V118L233 119ZM1 118H2V116H1ZM6 118V117H5ZM18 118V117H17ZM35 118V117H34ZM39 118V117H38ZM53 118H55V116H53ZM67 118V117H66ZM68 118H70V117H68ZM96 118V123H94V121L92 120V119H95ZM103 118V117H102ZM102 118H101V120H102ZM106 118H107V114H106ZM109 118H110V116H109ZM108 118V119H109ZM119 118V117H118ZM196 118H198V117H195V119ZM216 118V117H215ZM230 118V119H231ZM65 119V118H64ZM70 119H73V118H70ZM98 119V120H97ZM104 119H105V115H104ZM201 119V118H200ZM8 120V119H7ZM53 120V119H52ZM59 120V119H58ZM110 120V119H109ZM114 119H112V121H113ZM118 120V119H117ZM193 120V119H192ZM199 120V119H198ZM16 121V120H15ZM26 121V120H25ZM29 121H30V119H29ZM34 121H35V119H34ZM65 121V120H64ZM66 121H69V120H66ZM85 121H84V124L82 125L83 126V128H84V125L85 124H87V123H85ZM103 121V120H102ZM102 121H100V122H102ZM105 122H107L106 124L108 125V121H106V120H104ZM194 121V120H193ZM217 121V120H216ZM215 121V122H216ZM230 121V120H229ZM4 122V121H3ZM6 122V121H5ZM21 122V121H20ZM28 122V121H27ZM26 122V123H27ZM36 122V121H35ZM105 122H103V123H105ZM111 122V121H110ZM190 122V121H189ZM197 122V121H196ZM199 122V121H198ZM204 122V121H203ZM202 122V123H203ZM205 122H207V121H205ZM214 122V121H213ZM231 122V121H230ZM8 123H11V122H8ZM7 123V124H8ZM14 123V122H13ZM19 123V122H18ZM25 123V122H24ZM23 123V124H24ZM62 123H63V121H62ZM76 123V122H75ZM233 123V122H232ZM23 124H22V126H23ZM29 124V123H28ZM55 124V123H54ZM71 124H73V123H71ZM110 124V123H109ZM111 124H112V122H111ZM110 124V125H111ZM121 124V125H120ZM193 124V123H192ZM210 124V123H209ZM217 124H218V121H217ZM217 124H215V125H217ZM223 124V123H222ZM26 125V124H25ZM63 125V124H62ZM102 125V124H101ZM203 124H201V126H202ZM205 126H206V124H204ZM215 125H214V127H215ZM219 125H221L220 123H219ZM229 125V124H228ZM17 126V125H16ZM27 126V125H26ZM34 126V127H35ZM53 126V125H52ZM56 125H54V127H55ZM69 126V125H68ZM71 126H73V125H71ZM86 126V125H85ZM97 126H99V124L97 125ZM96 126V127H97ZM109 126V125H108ZM192 126V125H191ZM207 126H208V124H207ZM206 126V129L208 130V128L209 127H207ZM211 126H212V124H211ZM224 126V125H223ZM233 126H234V124H233ZM232 126V127H233ZM4 126H2V127H0V147H1V145H2V147L4 146L3 144H1V141H4V142H8L9 140L11 141V139H9V138H7L6 136L8 135V137H11V133H10V131H8L9 132V134H8V132H7V130L6 129H4L3 128ZM62 127V126H61ZM112 127V128H113ZM119 127H116L117 129L119 128ZM203 127V126H202ZM220 127V126H219ZM228 127V126H227ZM237 127V128H238ZM11 128V127H10ZM15 129H17V132L19 133V131H23V130H25V129H23V130H20V129H22V128H16V127H14ZM23 128H26V127H24L23 126ZM28 128H29V130H31L33 127H27L26 128V131H28ZM47 128V129H46ZM48 128H50L51 130H53L52 132L53 133H51V131L49 130V133L52 135H49V136H51V138L53 139V142H52V140L51 139H49L50 137L49 136H47V134H48V132H47V134H46V131H45V129L46 130H48ZM56 128V127H55ZM63 128H65V126L63 127ZM70 128V127H69ZM87 128V127H86ZM85 128V129H86ZM100 128V127H99ZM98 128V129H99ZM110 128V127H109ZM111 128V129H112ZM220 128H222V127H220ZM223 128H225V127H223ZM222 128V129H223ZM236 128V127H235ZM61 129V128H60ZM59 129V130H60ZM65 129H67V128H65ZM65 129H63V130H65ZM96 129L97 128H95L94 130H92L93 131V135H95L94 133L96 132ZM97 129V132H96V134L99 136L98 138H100L101 137V135H104V134H101V133H98V131H100V130H102V129H99L98 130ZM202 129H204V128H202ZM217 129V128H216ZM219 129V128H218ZM227 129V128H226ZM9 130H11V129H9ZM12 130H13V127H12ZM12 130H11V132H12ZM82 130H84V129H82ZM87 130V129H86ZM86 130H84V131H86ZM91 130V129H90ZM113 131L115 130V129H112ZM118 130H120V128L118 129ZM123 130V131H122ZM205 130V129H204ZM212 130H213V128H212ZM231 130V129H230ZM230 130H229V133H230ZM234 130V129H233ZM232 130V131H233ZM70 131H72V130H70ZM92 131H88L89 133L90 132H92ZM185 131V130H184ZM219 131H221L220 129H219ZM101 132V131H100ZM103 132V131H102ZM115 132H116V130H115ZM117 132V133H118ZM189 132V131H188ZM237 132V131H236ZM7 133V134H6ZM25 133V132H24ZM59 133V132H58ZM57 133V134H58ZM61 133V132H60ZM79 133V132H78ZM89 133L87 134V131H86V133L85 134H87V135H89ZM105 133V132H104ZM118 133V134H119ZM183 133V132H182ZM209 133V132H208ZM207 133V134H208ZM213 133V132H212ZM233 133H234V131H233ZM232 133V134H233ZM243 133V134H244ZM6 134V140L7 141H5V138H3V136ZM14 136H15V131H14V133H12ZM22 133L20 132V134H19V136L21 135ZM68 134V133H67ZM71 134V133H70ZM73 134V133H72ZM75 134V133H74ZM85 134H84V136H85ZM92 134H90L89 136H91ZM101 134V135H100ZM115 134V133H114ZM205 134V133H204ZM206 134V135H207ZM217 134V133H216ZM221 134H222V132H221ZM27 135V134H26ZM27 135V136H28ZM63 135V134H62ZM107 135V134H106ZM115 135H117V134H115ZM179 135H181V134H179ZM179 135H177V136H179ZM214 135V134H213ZM219 135V134H218ZM223 135V134H222ZM239 135V134H238ZM242 135V134H241ZM61 136V135H60ZM63 136H65V135H63ZM69 136V135H68ZM71 136V135H70ZM75 136V135H74ZM77 136V135H76ZM79 136V135H78ZM88 136V137H89ZM96 136V135H95ZM94 136V138H96ZM105 136V135H104ZM208 136H210V135H208ZM229 136V135H228ZM249 136H247V137H249ZM91 137H93V136H91ZM103 137V136H102ZM117 137V136H116ZM181 137V136H180ZM230 137V136H229ZM233 137V136H232ZM244 137V136H243ZM23 138V137H22ZM60 138H62V137H60ZM71 138V137H70ZM94 138H93V140H94ZM97 138V139H98ZM179 138V137H178ZM211 138V137H210ZM235 138V137H234ZM4 139V140H3ZM17 139H19V138H17ZM29 139V138H28ZM55 139H57V138H55ZM85 139V138H84ZM97 139H95V140H97ZM103 139H104V137H103ZM102 139V140H103ZM105 139H107V136L105 137ZM174 139V140H173ZM181 138H179V140H180ZM187 139V138H186ZM209 139V138H208ZM214 139V138H213ZM225 139H227V138H225ZM225 139H223V140H225ZM245 139V138H244ZM12 140H14L13 142H15V138L13 139L12 138ZM87 140V139H86ZM88 140H89V138H88ZM92 140V141H93ZM100 140V139H99ZM98 140V141H99ZM118 140V139H117ZM207 140V139H206ZM211 140V139H210ZM209 140V141H210ZM215 140V139H214ZM221 141H222V137H221V139H220ZM228 140V139H227ZM240 140V139H239ZM246 140V139H245ZM23 141V140H22ZM21 141V142H22ZM26 141V140H25ZM57 141H58V139H57ZM61 141V140H60ZM72 141V140H71ZM91 141V142H92ZM101 141V140H100ZM176 141H178L177 140V137H176ZM208 141V144L210 143ZM213 141V140H212ZM212 141H211V144H212ZM235 141V140H234ZM248 141H249V139H248ZM11 143L12 145L14 144V143ZM19 142V141H18ZM68 142V141H67ZM66 141H65V143H67ZM75 142V141H74ZM82 142V141H81ZM83 142H85V141H83ZM88 142V141H87ZM90 142V143H91ZM97 142V141H96ZM102 142V141H101ZM119 142V141H118ZM181 142V141H180ZM184 142H185V140H184ZM218 142V141H217ZM227 142V141H226ZM229 142H231V141H229ZM233 142V141H232ZM241 142H242V140H241ZM244 142V141H243ZM3 143V142H2ZM24 143V142H23ZM41 143V144H40ZM69 144H70V142H68ZM72 143V142H71ZM89 143V144H90ZM98 143H100V142H98ZM103 143V142H102ZM171 143V144H170ZM179 143V142H178ZM188 143V142H187ZM250 143V142H249ZM5 144V143H4ZM7 144H9V143H7ZM21 144V143H20ZM60 144V143H59ZM73 144V143H72ZM79 144V143H78ZM92 144H93V142H92ZM103 144H105V143H103ZM103 144H102V146H103ZM199 144V142L197 143V145ZM216 144V143H215ZM222 144H224V143H222ZM226 144V143H225ZM243 144V143H242ZM247 144V143H246ZM6 145V144H5ZM52 145H54L53 147H52ZM71 145V144H70ZM74 145H76V144H74ZM80 145V144H79ZM85 145H87L88 146V144H85ZM85 145L83 146V145H81V146H83L82 147V149H81V147H80V149L81 150H84L86 147H85ZM98 145V144H97ZM105 145H107V144H105ZM104 145V146H105ZM112 145V144H111ZM119 146H121V144H118ZM117 145V146H118ZM178 145V144H177ZM197 145H195V146H197ZM203 145H204V142H203ZM214 145V144H213ZM212 145V146H213ZM229 145V144H228ZM234 145H236V144H234ZM29 146V145H28ZM42 146V145H41ZM93 146V145H92ZM95 146V145H94ZM99 146H101V145H99ZM98 146V147H99ZM104 146H103V148H104ZM123 146L121 147L122 148V153H124V149H123ZM182 146V145H181ZM188 146V145H187ZM186 146V147H187ZM194 146V147H195ZM206 146V145H205ZM210 146V145H209ZM217 146V145H216ZM215 146V147H216ZM226 146V145H225ZM225 146L223 145V147L225 148ZM230 146V145H229ZM232 146V145H231ZM240 146H244V145H240ZM249 146H251V145H249ZM5 147H8L7 145L6 146H4V150L6 149ZM10 147V146H9ZM16 147V146H15ZM18 147H16V148H18ZM36 147H37V145H36ZM62 147V146H61ZM75 147H77V146H75ZM85 147V148H84ZM91 147V146H90ZM89 146H88V148H90ZM95 147H97V146H95ZM94 147V150L96 149L97 150V148H95ZM109 147V146H108ZM185 147V146H184ZM185 147V148H186ZM192 147V146H191ZM193 147V148H194ZM200 147H201V145H200ZM197 148V149H193L194 150V152L192 153V154H194V156H196V154L197 155H199V154H202L203 152L205 153V150H206V148H207V146H206V148ZM223 147H221V148H223ZM237 147V146H236ZM10 148H12V147H10ZM9 148V149H10ZM23 148H24V146H23ZM26 148H25V150H26ZM35 148V147H34ZM42 148V147H41ZM41 148H39V149H41ZM58 148V147H57ZM84 148V149H83ZM93 148V147H92ZM110 148V147H109ZM118 148V147H117ZM120 147H119V150H118V152L117 153H119V151L121 152V149ZM180 148V147H179ZM252 147H250V149H251ZM258 148V149H257ZM2 149V148H1ZM0 149V150H1ZM38 149V150H39ZM62 149H64V148H62ZM66 149V148H65ZM99 149V148H98ZM106 149H107V147H106ZM105 149V150H106ZM169 149V150H168ZM209 150H210V147L208 148ZM215 149V148H214ZM242 149V148H241ZM244 149V148H243ZM247 149V148H246ZM18 150V151H19ZM67 150V149H66ZM80 150V151H81ZM86 150H88L87 148H86ZM93 150V151H94ZM108 150V149H107ZM168 150V153L166 154V151ZM182 149H180L179 150V152L181 151ZM221 150V149H220ZM229 150V149H228ZM227 150V153L228 152H230V150L228 151ZM234 150V149H233ZM232 150V151H233ZM238 150H239V148H238ZM248 150V149H247ZM3 151V150H2ZM2 151H0L1 153H0V155H3L4 154V152H2ZM18 151H16V152H18ZM43 151V150H42ZM43 151V152H44ZM63 151V150H62ZM78 151H79V148H78ZM79 151V152H80ZM88 151H91V150H88ZM98 151V150H97ZM101 151V150H100ZM176 151V150H175ZM188 152H189V150H187ZM208 151V150H207ZM211 151V150H210ZM215 151H217L218 152V150H215ZM230 152L231 153V155H234L237 151H233V152ZM240 151V150H239ZM35 152H37V150L35 149ZM44 152V153H45ZM55 152V151H54ZM87 152V151H86ZM85 151H84V153H85V155L87 156V154L88 153H86ZM95 152V151H94ZM94 152H92V154H94ZM104 152V151H103ZM106 152V151H105ZM116 152V151H115ZM174 152V151H173ZM184 152V151H183ZM202 152V153H201ZM226 152V151H225ZM254 152V151H253ZM3 153V154H2ZM24 153V154H23ZM44 153H42L43 155H44ZM64 153V152H63ZM69 153H70V151H69ZM81 153V152H80ZM96 154L98 153V152H95ZM100 153V152H99ZM97 154V155H100V156H103V155H101V153L100 154ZM110 153V152H109ZM110 153V154H111ZM116 153V154H117ZM180 153H182V152H180ZM216 153V152H215ZM18 154H19V152H18ZM21 154H23V155H21ZM56 154H57V152H56ZM68 154V153H67ZM72 153H70V155H71ZM83 154V153H82ZM91 153H89V155H90ZM91 154V155H92ZM95 154V155H96ZM124 154H126V153H124ZM171 154V153H170ZM175 154V153H174ZM192 154H191V157L190 158H192ZM213 154V153H212ZM218 154H220V153H218ZM221 154H222V152H221ZM252 154V153H251ZM256 154V155H257ZM15 155H16V153H15ZM44 155V156H45ZM61 155V154H60ZM64 155V154H63ZM66 155V154H65ZM85 155H83V157L85 156ZM88 155V156H89ZM90 155V156H91ZM96 155V156H97ZM120 155V154H119ZM177 155V154H176ZM204 155V154H203ZM207 155V154H206ZM223 155H224V152H223ZM221 156V158H223V157H225V156ZM229 156H231L230 154H228ZM236 156H237V154H235ZM241 155V154H240ZM253 155V154H252ZM50 156V155H49ZM68 156V155H67ZM76 156V155H75ZM82 156V155H81ZM94 156V155H93ZM95 156V158H93L92 156H91V160L93 159V160H95L97 157ZM107 156V157H108ZM121 156H122V154H121ZM124 156V155H123ZM168 156L170 157V155L168 154ZM202 156V155H201ZM207 156H209V155H207ZM206 156V157H207ZM210 156H214V155H211V152H210ZM216 156V155H215ZM219 156V155H218ZM244 156V155H243ZM2 157H4V156H1V160H3L2 159ZM61 157H63V156H61ZM61 157H60V159H61ZM14 158H17V157H14ZM19 158V157H18ZM44 158V160H46L45 159V157H43ZM68 158H69V156H68ZM71 158H72V156H71ZM70 158V159H71ZM74 158V157H73ZM81 158V157H80ZM101 158V157H100ZM100 158L98 159V160H100ZM117 158V157H116ZM118 158H119V156H118ZM171 158H173L172 157V155H171ZM194 158V157H193ZM201 158V157H200ZM205 158V157H204ZM209 158V157H208ZM211 158V157H210ZM216 158V157H215ZM217 158H219V157H217ZM226 158H227V155H226ZM237 158H238V156H237ZM258 158V159H257ZM9 159H7V160H9ZM66 159V158H65ZM77 159V158H76ZM87 159L88 160H90L89 159V157H87ZM102 159V158H101ZM103 159H104V157H103ZM197 159H199V157L197 158ZM234 159H236V158H234ZM234 159H233V161H234ZM240 159V158H239ZM243 159V157H241V161H244V160H242ZM32 160V159H31ZM58 160H59V158H58ZM68 160V159H67ZM78 160V159H77ZM79 160V161H80ZM92 160V161H93ZM186 160V159H185ZM195 160H196V158H195ZM201 160H202V158H201ZM207 160V159H206ZM215 160V159H214ZM217 160V159H216ZM220 160H222V159H220ZM224 160H228V159H224ZM17 161H18V159H17ZM65 161V160H64ZM107 161V160H106ZM165 161H167V164L165 165ZM191 161V160H190ZM194 161V160H193ZM192 161V162H193ZM208 161V160H207ZM217 161H219V160H217ZM230 161V160H229ZM228 161V162H229ZM17 164V165H15V163ZM35 162V161H34ZM33 162V163H34ZM74 162H75V159H74ZM121 162V161H120ZM119 162V163H120ZM170 162V161H169ZM196 162H197V160H196ZM225 162V161H224ZM223 162V163H224ZM234 162H236V161H234ZM11 163H14V165L13 164H11ZM32 163V164H33ZM36 163V162H35ZM35 163L33 164V165H35ZM48 163V162H47ZM57 163H62V162H57ZM64 163V162H63ZM62 163V166H67L66 164H63ZM66 163V162H65ZM67 163H68V161H67ZM86 163V162H85ZM94 163V162H93ZM97 163V164H96ZM110 163V164H111ZM122 163H124L125 164V161L124 162H122ZM232 163V162H231ZM238 163V162H237ZM239 163H241L240 161H239ZM238 163V164H239ZM31 164V165H32ZM50 163H48V165H49ZM170 164V163H169ZM168 164V165H169ZM185 164H186V162H185ZM199 164H201V163H199ZM207 164V163H206ZM226 164V163H225ZM232 164H234V163H232ZM46 165V166H45ZM208 165V164H207ZM38 166V165H37ZM170 166V165H169ZM201 166H202V164H201ZM210 166V165H209ZM213 166V165H212ZM225 166V165H224ZM226 166H227V164H226ZM225 166V167H226ZM234 166V165H233ZM235 166H237V165H235ZM239 166V165H238ZM238 166H237V168H238ZM206 167V168H205ZM225 167H221V168H223V170L225 169L226 170V168ZM228 167V166H227ZM247 167V168H246ZM15 168V169H14ZM22 168V169H21ZM29 168H31V167H29ZM34 168V167H33ZM44 168H46L47 169V171H46V173L48 172V178H52L54 181H53V184H54V182H56L57 183V185L59 184V182L60 181H65V184L66 185H68L67 186V188H69V189H67V191L65 190V188H66V185H64V187H61V186H63V184L64 183H62L61 184V182H60V184L58 185V187L59 188H61V190L58 192L56 189H53L54 187H51L53 184L52 183H50V185H44V184H40L42 181V178H43V175L45 174L44 173ZM123 168H124V170H123ZM129 168H130V170H129ZM167 168V169H166ZM15 170L16 172H13L12 170ZM63 169H66V170H63ZM122 169V170H121ZM177 169V168H176ZM23 170V171H22ZM63 170V171H62ZM178 170V169H177ZM180 170H182V169H180ZM222 170V171H223ZM227 170H229L228 168H227ZM230 170H231V168H230ZM90 171H92V173L90 174V177H89V175H88V173H90ZM95 171V173L97 172V175L96 176H94L93 177V172ZM123 171V172H122ZM169 171V170H168ZM173 171H175V170H173ZM185 171H187V170H185ZM191 171V170H190ZM189 171V172H190ZM241 171V170H240ZM30 172V173H31ZM233 172V171H232ZM231 172V173H232ZM262 172V173H261ZM29 173V174H30ZM231 173H228V174H231ZM221 174H223V178L226 180V178L225 177H227L226 176V174L225 173H223V172H221ZM236 175V174H235ZM45 176V175H44ZM234 176V175H233ZM237 176V175H236ZM240 176V175H239ZM261 176V177H260ZM42 177V178H41ZM219 178V180H217V181H221L223 178ZM260 177V178H259ZM4 178V179H3ZM210 178H214L213 180L212 179H210ZM237 178H238V176H237ZM52 179H50L51 181H52ZM228 179V178H227ZM46 180H48L47 179V176H46V179L45 180H43L44 182L43 183H47V182H45ZM97 180L98 181H102V182H104V183H108V182H110L111 183V181H114L115 183V185H116V183L118 182L119 184H121V186L120 187H125V190H127V188H126V186H127V184H128V186H130L131 188H132V190H131V192H133V189L135 190V186H136V184H137V190H135L134 192H133V194H134V198H133V200H131V201H133V206L132 205H129L130 206V208H132V207H134L133 209H132V212L130 213V215H128L127 213H125V214H127L128 216H129V218H128V221H127V225L125 226V228H124V226H120L119 227V229L121 228V227H123L124 228V230H123V228L121 229L122 230V232L121 231H117V229H116V227H115V222H114V218L115 219H117V221H120V219L122 220V218H123V212H120V210L122 209H120V207L122 206H120V205H117V204H120V203H117V204H115L114 203V201L116 202V200L117 199H119V197L117 198V199H115V200H112V199H114V198H110V197H108L109 199L108 200H112L113 202H107L108 200H107V197H104L105 199H99V200H104L105 202H100V201H98L97 203H95L96 201H93V199L90 201L89 199H88V197H85V192L87 193V196H88V194H90L91 195V192H90V190L92 191V188H94V187H96L95 185H98L99 186V189H104V187L103 188H100L101 187V185L102 184H104V183H101V182H97ZM209 180H212V181H209ZM224 180V181H225ZM243 180V181H242ZM264 180V179H263ZM130 181V182H129ZM134 182V185H133V183L132 182ZM217 181L216 182H214V188H215V185L216 186H218L217 188H218V190L219 191H221L220 189H223V187L221 188L220 187V189H219V186H221L222 184H219V183H217ZM223 181V180H222ZM227 181V180H226ZM231 179H229V181H228V185L229 184H232L231 182ZM261 181V182H260ZM92 182L93 183H95L94 185H92ZM97 182V183H96ZM128 182V183H127ZM136 182V183H135ZM230 182V183H229ZM101 183V184H100ZM118 183H117V185H118ZM216 183V184H215ZM236 183V184H237ZM47 184H49V183H47ZM100 184V185H99ZM158 184H162L163 185V187L166 185V187L168 186L169 188H171V189H169L170 191L172 190V192H173V196H171V197H173L174 199L173 200H167L168 198H169V196L167 195V192H166V194H165V198L164 199H162V198H158L159 200L157 201V202H155L154 203V201L156 200L155 199V195H154V193H155V187H159V186H157ZM219 184V185H218ZM224 184V183H223ZM225 184H226V182H225ZM236 184L234 183L233 185H235L236 186ZM237 184V185H238ZM57 185L55 184V187H57ZM114 185V186H115ZM116 185V186H117ZM131 185H133V187H135V188H133ZM233 185H229V186H233ZM249 185V186H248ZM54 186V185H53ZM91 186H94V187H92L91 188ZM103 186V185H102ZM105 186V185H104ZM107 187H105L106 189V191H101L102 193H107L108 195H111V196H113L114 195V192L116 191V189H115V191H114V189H113V191L112 190H109V189H111L112 187L111 186H113V184L112 185H109V183H108V185H106ZM115 186V187H116ZM211 186V187H212ZM224 186V185H223ZM234 186V187H235ZM108 187H109V189H108ZM111 187V188H110ZM115 187H113V188H115ZM118 187V186H117ZM119 187V188H120ZM130 187H128L129 189H130ZM211 187H209V188H211ZM225 187V186H224ZM247 187H245V189L247 188ZM62 188H64V191L65 192H67V193H63V191H62ZM91 188V189H90ZM206 190H205V189ZM214 188L211 190V191H213L214 190ZM217 188L214 190V193L217 191ZM227 188V187H226ZM240 188H238V189H240ZM95 189V188H94ZM93 189V190H94ZM107 189L109 190V191H107ZM122 189V188H121ZM159 189V188H158ZM227 189H230L229 187L227 188ZM119 190V189H118ZM125 190L123 189V190H121L123 193H125ZM160 190V189H159ZM166 190V189H165ZM223 190H225V188L223 189ZM222 190V191H223ZM234 190H235V188H234ZM62 191V192H61ZM83 191H84V193H83ZM94 191H97L98 192V190H94ZM111 191H112V193H111ZM121 191H119V192H121ZM127 191H130V190H127ZM158 191V190H157ZM162 191V190H161ZM168 191V190H167ZM205 191V192H204ZM221 191V192H222ZM231 191V190H230ZM243 191H245L244 189H243ZM243 191H241V194L243 193ZM96 192V193H97ZM100 192V191H99ZM108 192H110V194L108 193ZM118 192V193H119ZM121 192V193H122ZM164 192V191H163ZM237 192V191H236ZM235 192V193H236ZM239 192V191H238ZM246 192H248V191H246ZM62 193V194H61ZM95 193V192H94ZM121 194V195H124V194ZM170 193V192H169ZM168 193V194H169ZM211 192H209V194H210ZM218 193V195H219V192L217 191L216 192V194ZM227 193H229L228 191H227ZM226 193V194H227ZM65 194V195H64ZM84 194V195H83ZM101 194V193H100ZM113 194V195H112ZM161 193H159V195H160ZM181 194H183V196H185V197H183ZM208 194V193H207ZM213 194V193H212ZM222 194H223V192H222ZM225 194V193H224ZM230 194H232V195H234V193L233 192H231ZM89 195V196H90ZM93 195V194H92ZM91 195V196H92ZM97 195H98V193H97ZM107 195V196H108ZM118 195V194H117ZM199 195H198V197H199ZM240 195V194H239ZM245 195H246V193H245ZM90 196V197H91ZM104 196V195H103ZM102 195H100V197H103ZM106 196V195H105ZM115 198L117 197L116 196V192H115ZM119 196V195H118ZM131 196V195H130ZM129 196V198L131 199V197ZM162 196H164V195H162ZM162 196H160V197H162ZM205 196H207V195H205ZM221 196V195H220ZM219 196V197H220ZM224 196V195H223ZM228 196H229V194H228ZM227 195H225V197H220L219 199L220 200H218L217 201V199H218V197L216 198V200L215 201H209V200H207V201H209L208 202V204H207V206L208 205H210V206H208V208L207 207H205L206 209H209L210 207H212V214H214V217H215V219L216 220H218L219 222H220V225H222L221 227H224L225 229H226V231L228 230V231H230L231 233H232V230L234 229V227L236 228V222H238V221H240V223H242L241 221H242V219H243V210L241 211L240 209H238L237 211H236V209L237 208H235L234 206L235 205H233L232 203H233V196H232V199H231V195H230V199H231V201H232V203L231 202H229V197H228ZM236 196H237V194H236ZM248 196H250V195H248ZM93 197V196H92ZM91 197V198H92ZM121 197V196H120ZM123 197V196H122ZM126 197V196H125ZM168 197V198H167ZM181 197L182 198H184L183 200L181 199ZM211 197H213L214 198V196L212 195ZM210 197V198H211ZM226 197H228V198H226ZM241 197V196H240ZM239 197V198H240ZM255 197V198H256ZM95 198V197H94ZM96 198H99L98 196H96ZM127 198V197H126ZM129 198H127V199H129ZM157 198V197H156ZM189 198V197H188ZM200 198V197H199ZM209 198V199H210ZM214 198V199H215ZM222 198V199H221ZM236 198H238V197H236ZM243 198V197H242ZM251 198V197H250ZM254 198V199H255ZM121 199H123V198H121ZM129 199V200H130ZM228 199V200H227ZM96 200V199H95ZM98 200V199H97ZM125 200V199H124ZM188 201V202H185V201ZM210 200H212V198L210 199ZM238 200V199H237ZM236 200V201H237ZM246 200H247V197H246ZM94 203H93V202ZM118 201H121V200H118ZM127 201V200H126ZM130 201V202H131ZM235 201V200H234ZM252 201H253V199H252ZM123 202V200L121 201V203ZM184 202V203H183ZM206 202V201H205ZM244 203L246 202V201H243ZM242 202V203H243ZM250 202V201H249ZM248 202V203H249ZM125 204H126V202H124ZM188 203V204H189ZM190 203V204H191ZM240 204H241V201L239 202ZM258 204H261V203H259V201L257 202ZM257 203H255V204H257ZM123 204V203H122ZM131 204V203H130ZM236 204V203H235ZM238 204V203H237ZM240 204L239 205H237V207H239L240 206ZM253 204V203H252ZM128 205V204H127ZM126 205V206H127ZM200 205H202V204H200ZM203 205H204V203H203ZM119 206V207H118ZM132 206V207H131ZM160 206H162V207H160ZM187 206H188V209L190 208V206L191 207H197V209L195 210V211H188V209H187ZM205 206H206V203H205ZM157 207L158 208H162V210H163V216H161L162 214L161 213H159V214H161L160 216H157V214H158V212H157ZM203 207V206H202ZM243 207V206H242ZM204 208V207H203ZM205 208H204V210H205ZM259 208V207H258ZM211 209V208H210ZM247 209H249V208H247ZM255 209V208H254ZM263 209V208H262ZM191 210H192V208H191ZM123 211H125L124 209H123ZM128 211H130L129 210V208H128ZM210 211V210H209ZM257 211V210H256ZM126 212V211H125ZM157 212V213H156ZM160 212H161V209H160ZM189 212H191V214L189 213ZM245 213H246V211H245ZM262 213V212H261ZM199 214V213H198ZM205 214V213H204ZM191 215H192V217H191ZM206 215V214H205ZM245 215V214H244ZM247 215V214H246ZM245 215V217L246 218H250V216H246ZM249 215V214H248ZM127 216V217H128ZM197 216V215H196ZM208 216V215H207ZM121 217V218H120ZM198 217V219H199V216H197ZM263 217V216H262ZM205 218V217H204ZM201 219L203 220V216L201 217ZM200 219V220H201ZM124 220V219H123ZM176 220V222H178ZM201 220V221H202ZM206 220V219H205ZM210 220V219H209ZM246 220V219H245ZM249 220V219H248ZM116 221V220H115ZM250 221V220H249ZM156 222V221H155ZM198 222V221H197ZM200 222V221H199ZM211 222H212V220H211ZM214 222V221H213ZM217 222V221H216ZM123 223H124V221H123ZM157 223V222H156ZM160 223L159 224H157L156 225V227H159V225H160ZM203 223V222H202ZM201 223V224H202ZM209 223V222H208ZM122 224V223H121ZM125 224V223H124ZM162 224V223H161ZM163 224V225H164ZM214 224H216V223H214ZM219 224V223H218ZM217 224V225H218ZM198 225H199V223H198ZM206 225V224H205ZM213 225V224H212ZM244 225V224H243ZM193 226V225H192ZM191 226V227H192ZM201 226V225H200ZM203 226V225H202ZM215 226V225H214ZM237 226H239V225H237ZM245 226V225H244ZM243 226V227H244ZM177 227V228H178ZM217 227V226H216ZM246 227V226H245ZM244 227V228H245ZM161 228V227H160ZM163 228V227H162ZM206 228V227H205ZM218 228H220V226L218 227ZM158 229V228H157ZM189 230H187L188 232V234H189V231H190V233H192V234H194L195 232L194 231H192L191 232V230H190V228H188ZM216 229V228H215ZM224 229V230H225ZM246 229V228H245ZM159 230H161V229H159ZM163 230H165V229H163ZM169 230V229H168ZM171 230V229H170ZM179 230V231H180ZM236 230H238V229H236ZM242 230H243V228H242ZM241 230V231H242ZM117 231V232H116ZM172 231V230H171ZM170 231V232H171ZM198 231V230H197ZM201 231V230H200ZM227 231V232H228ZM160 232V231H159ZM176 232V231H175ZM186 232V231H185ZM204 232V231H203ZM218 232V231H217ZM222 232V231H221ZM230 232H228V233H230ZM244 232V231H243ZM158 233V232H157ZM207 233V232H206ZM205 233V234H206ZM216 233V232H215ZM233 233H236L234 230H233ZM255 233V232H254ZM123 234V235H122ZM156 234V233H155ZM159 234H161V233H159ZM164 234V233H163ZM166 235H168L167 233H165ZM178 234H180L179 232H178ZM239 233L237 232V235H238ZM243 234V233H242ZM162 235V234H161ZM175 235V234H174ZM174 235H173V237H174ZM177 235V234H176ZM186 234H184V236H185ZM207 235H208V233H207ZM217 235H218V233H217ZM232 235V234H231ZM244 235V234H243ZM242 235V236H243ZM123 236H125V237H123ZM153 236V235H152ZM165 236V235H164ZM164 236H163V239H164ZM193 236H199V235H193ZM219 236V235H218ZM228 236V235H227ZM233 236H235V237H233ZM233 238L235 239L236 238V234L234 235L233 234ZM241 236V237H242ZM156 237H158V236H156ZM167 237H169V236H167ZM201 237V236H200ZM229 237V236H228ZM152 238V237H151ZM159 239H161L160 237H158ZM158 238H156L157 239V241L155 240V235H154V237L152 238V240L154 239V241H156V242H159V241H161V240H163V239H161V240H159L158 241ZM176 238V237H175ZM175 238H174V240H175ZM179 238H181L180 237V235H179ZM187 238V237H186ZM197 238V237H196ZM202 238V237H201ZM209 238V237H208ZM198 239H199V237H198ZM213 239V238H212ZM214 239H216L215 237H214ZM236 239H238V237L236 238ZM17 240V241H16ZM125 240V241H124ZM173 240V239H172ZM177 240V239H176ZM179 240V239H178ZM178 240H177V242H178ZM196 240V239H195ZM200 240V239H199ZM198 240V241H199ZM205 240V239H204ZM210 240V239H209ZM230 240H231V237H230V239H229V242H230ZM233 240V239H232ZM258 240V239H257ZM21 241H22V239H21ZM154 241H152L153 243H154ZM235 241V240H234ZM233 241V242H234ZM237 242L236 243H238V240H236ZM19 242L17 243V244H19ZM146 242V241H145ZM144 242V243H145ZM149 242V241H148ZM148 242L147 243H145V244H148ZM195 242V241H194ZM218 242V241H217ZM232 242V241H231ZM230 242V243H231ZM150 243V242H149ZM161 243V242H160ZM166 243V242H165ZM202 243V242H201ZM240 243V242H239ZM238 243V244H239ZM22 244H23V242H22ZM25 244V245H26ZM182 244V243H181ZM184 244V243H183ZM182 244V245H183ZM186 244V243H185ZM192 244V243H191ZM195 244V243H194ZM232 244H234V243H232ZM20 245H21V243H20ZM19 245V246H20ZM119 246V247H121L123 250H119L118 248L116 249L115 248V246ZM156 245H158V244H156ZM155 245V246H156ZM229 245V244H228ZM243 245V244H242ZM62 246V245H61ZM63 246L61 247V248H63ZM75 246H78L77 248H75ZM152 246L154 247V249H155V246L152 244ZM152 246H150V247H152ZM200 246V245H199ZM207 245H205V247H206ZM231 246V245H230ZM233 246V245H232ZM239 246V245H238ZM21 247H23V246H21ZM40 247V248H41ZM59 247V246H58ZM143 247V248H142ZM152 247V248H153ZM158 247V246H157ZM161 247H163V246H161ZM180 247V246H179ZM194 247V246H193ZM196 247V246H195ZM200 247H202V245L200 246ZM204 247V246H203ZM202 247V248H203ZM204 247V248H205ZM237 247V246H236ZM39 248V249H40ZM49 248V247H48ZM86 248H91V249H86ZM170 248V247H169ZM224 248V247H223ZM16 249V248H15ZM43 249L41 248L40 250H42L43 251ZM46 249V248H45ZM73 249H75V250H73ZM162 249V248H161ZM165 249H166V247H165ZM200 249V248H199ZM206 249V248H205ZM204 249V250H205ZM229 249H230V247H229ZM236 249V248H235ZM57 249H55V251H56ZM118 250H119V252H118ZM150 250V249H149ZM155 250H157V248L155 249ZM168 250V249H167ZM181 250H182V252H184L186 249H185V246L183 245V246H181ZM45 251V250H44ZM48 251V250H47ZM50 251H53V250H50ZM66 251H65V253H66ZM187 251V250H186ZM196 251H198V250H196ZM195 251V253H196V255H197V252ZM202 251V250H201ZM205 251H208V250H205ZM229 251V250H228ZM235 251V250H234ZM46 252V251H45ZM60 252H61V250H60ZM159 252H161V251H159ZM189 252V251H188ZM225 252V251H224ZM223 252V253H224ZM232 252V251H231ZM238 252V251H237ZM247 252V251H246ZM16 253V252H15ZM20 253V252H19ZM18 253V254H19ZM57 253V252H56ZM64 253V254H65ZM163 253H164V251H163ZM200 253V252H199ZM202 253V252H201ZM206 253V252H205ZM245 253V252H244ZM243 253V254H244ZM249 253V252H248ZM32 254V253H31ZM45 254V253H44ZM50 254V253H49ZM59 254V253H58ZM61 254V253H60ZM159 255H161L162 253H158ZM165 254H166V252H165ZM168 254H170V253H168ZM168 254H166V255H168ZM185 254V253H184ZM189 255H190V252L188 253ZM208 254V253H207ZM206 254V255H207ZM239 254V253H238ZM15 255V254H14ZM33 255V254H32ZM35 255V254H34ZM41 255V254H40ZM66 255V254H65ZM120 255V254H119ZM151 255H153V256H151ZM163 255V254H162ZM188 255V256H189ZM223 255V254H222ZM234 254L233 253H231L230 254V256H233ZM21 256H22V254H21ZM24 256V255H23ZM22 256V257H23ZM26 256V255H25ZM59 256H61V255H59ZM181 256V255H180ZM185 256H187V255H185ZM199 256V255H198ZM235 256V255H234ZM242 256V255H241ZM246 256H248V255H246ZM28 257H29V255H28ZM46 257V256H45ZM118 258L120 257V256H117ZM116 257V258H117ZM169 257V256H168ZM204 257V256H203ZM203 257H201L202 259H203ZM209 257V256H208ZM240 257V256H239ZM243 257V256H242ZM242 257H241V259H242ZM16 258V257H15ZM19 258V257H18ZM21 258V257H20ZM25 258V257H24ZM34 258V256L31 258V259H33ZM43 258H44V256H43ZM54 258V257H53ZM63 258H66L65 256L63 257ZM62 258V259H63ZM176 258V257H175ZM174 258V259H175ZM179 258H181V257H179ZM200 258V257H199ZM198 258V259H199ZM229 258V257H228ZM235 258V257H234ZM27 259V258H26ZM48 259V258H47ZM52 259V258H51ZM56 259V258H55ZM61 258H58V260H60ZM69 259V258H68ZM73 258L72 259H70L69 261H71V260H74ZM75 259V260H76ZM171 259V258H170ZM173 259V260H174ZM177 259V258H176ZM175 259V260H176ZM184 259V258H183ZM231 259V258H230ZM236 259V258H235ZM235 259H232V260H235ZM17 260V259H16ZM24 260V259H23ZM122 260H123V258H122ZM172 260V259H171ZM180 260V259H179ZM178 260V261H179ZM208 260V258L205 260V261H207ZM212 260H214V259H212ZM4 261H5V259H4ZM28 261V260H27ZM40 261V260H39ZM48 261V260H47ZM55 261V260H54ZM65 261H68V260H66L65 259ZM115 261V260H114ZM120 261V260H119ZM124 261V260H123ZM183 261V260H182ZM200 261H202V260H200ZM240 261V260H239ZM6 262V261H5ZM8 262V263H9ZM43 262V261H42ZM60 262H62V260L60 261ZM121 262V261H120ZM170 262V261H169ZM169 262L167 263V264H169ZM172 262V261H171ZM189 262V261H188ZM197 262V261H196ZM203 262V261H202ZM210 263H212L211 261H209ZM7 263V262H6ZM22 263H23V261H22ZM45 263H47V262H45ZM59 263V262H58ZM66 263V262H65ZM68 263V262H67ZM178 263V262H177ZM191 263V262H190ZM241 263H243V261L241 262ZM248 263V262H247ZM15 264H16V262H15ZM42 264V263H41ZM48 264V263H47ZM59 264H61V263H59ZM121 264H124V263H121ZM127 264V263H126ZM201 264V263H200ZM231 264H234V263H231ZM238 264H240V262L238 263ZM246 264V263H245ZM249 264V263H248Z\"/></svg>","mask_w":264,"mask_h":264},{"label":"rangeland","instance_id":"obj_2","mask_svg":"<svg viewBox=\"0 0 264 264\" xmlns=\"http://www.w3.org/2000/svg\"><path fill=\"white\" fill-rule=\"evenodd\" d=\"M79 1H80V4H78L79 3ZM123 1V0H122ZM121 0H0V110H2V111H0V127H2V126H4L3 128L4 129H8L7 130V132L8 131H10V133H11V137H8V135L6 136V134L3 136V138H5V141H7L6 140V137L7 138H9V139H11V141L9 140L7 143H9V144H7L6 142H4V141H1V144H3L4 146H8V147H5L6 149L4 150L3 148H4V146L2 147V145H1V147H0V151H2V152H4V154L3 155H0V158H1V156H4V157H2V159L3 160H1L0 159V161L1 162H4V161H9V162H11V161H13V159H15V162L16 163H18V164H21V163H23L21 160V156H20V152L22 153V152H33L32 153V156L30 157L31 159H29V164H26L27 166H25V169H24V175L26 176V177H28L29 175H31V174H33V171H34V174H33V176L34 175H36L37 173L35 172L40 166H42V167H44V165L42 164H37V163H40V162H38L39 161V158H41L40 159V161L42 162H45V164H47V167H49L52 163V160L56 157V155H58L57 157L59 158V160H58V158H56L55 160H53V161H57V162H64L63 164H68L67 166H62V163H57V162H55L56 164H60V166H61V168H68L67 170H69V163L72 161V163H70V165H71V167L74 165L73 163H76V165H77V167H78V165H80L82 162H84L83 163V165H85V164H87V161H89V163L88 164H95V162H97V163H100V162H102L103 163V161H101V160H105L104 161V164L106 163V162H108L109 163V165H116L117 163V165L119 166V165H121V164H123V167H124V165L126 166V163L128 162V161H130L129 160V158H128V154H127V152H126V150L124 149V146H123V144L120 142V139H122V136H123V132H122V136L120 135V131H121V126L119 127V126H116V125H118L119 123V121L121 120H123V118L122 117H124V121H127V119L129 118V117H126L127 115H129L130 116V112L128 113L127 111L130 109V102H129V99H131V98H129L130 96L129 95H133L130 91H131V89L133 88V87H136V89H134V91L136 90L137 91V89L139 88V86H141L140 85V83L141 82H139V80L141 81V79H137L138 77H143L144 75L145 76H147L148 78H150L149 76L153 73L152 72V68H151V70H150V67H152L151 65H153V64H151L150 62H147V61H145L144 59H146L145 57H146V50L147 49H149V47H148V45H149V39H148V37H146L147 35H145V34H142V31H139V33H140V42H141V40H142V42L145 44V45H142V42L140 43V44H138V46H140L141 45V47H142V49H139V54H136V55H141V56H143L144 57V55H142V52H143V54H145V57L143 58V57H141L140 56V58H142L143 60H144V62L146 63L147 62V64L148 63H150L149 65H146L145 63L143 64V63H140L138 60L140 59V58H138V56H136L135 55V52L136 53H138L137 51H136V49L135 48H133L132 46H136V44H137V42L135 41L134 43H131V44H129V45H131V46H127L126 45V43H125V41H126V38H124L125 37V34L127 35L128 33H129V31H130V25H132V26H134V25H136V29L138 28V26L140 27L141 25V28L145 25V24H143V21H144V16H145V19L147 18V13H146V15H144L145 14V12H143V13H141L140 12V8L139 7H137V5L136 6H134V4L135 3H137V4H139L140 5V7H141V9L143 10V6L147 3V2H154V0H126L125 2L123 1L122 2ZM78 2V3H77ZM122 2V3H121ZM24 3V4H23ZM124 3V4H123ZM134 3V4H133ZM25 7V8H27V9H25L22 5ZM108 4V5H107ZM78 5V6H77ZM113 5V6H112ZM130 5H133V6H130ZM143 5V6H142ZM19 6V7H18ZM75 6V7H74ZM17 7V8H16ZM21 7H22V9H21ZM78 7H80V8H78ZM111 7V8H110ZM124 7V8H123ZM77 8V9H76ZM116 8H118V9H116ZM126 8H128V9H126ZM134 8H135V10H134ZM21 9V10H20ZM102 10V12L104 11V13H106L105 14V17L102 15V13H100L101 12V10ZM104 9V10H103ZM112 9V10H111ZM126 9V10H125ZM23 10H24V13H23ZM28 10V12H27V16H26V11ZM99 10V11H98ZM116 10V11H115ZM122 10H124V11H122ZM130 10H132V12L134 11V12H138V14H140V15H138V14H135L134 12L132 13ZM20 11V12H19ZM97 13H96V12ZM121 11V12H120ZM126 11V13H124ZM107 12L109 13V14H107ZM113 12V13H112ZM115 12V13H114ZM119 12H120V14L122 13L123 15H120L119 14ZM127 12L129 13V14H127ZM195 12V11H194ZM23 13V15H21ZM118 13V14H117ZM206 13V12H205ZM204 13V14H205ZM97 14V15H96ZM119 15V18H118V16L117 15ZM134 16H133V15ZM192 14L193 15H195V13H193L192 12ZM25 15V16H24ZM103 16L104 17V19H103V23H101V25H103V28H104V32L105 33H107L105 36H106V40L107 41H109V39H111L112 40V42H105V39L103 38V37H99L102 33H100V31L101 32H103L101 29L99 30V28H100V22H102V18H100L101 16ZM115 15V16H114ZM125 15V16H124ZM129 17V15H130V17H129V20L127 21V16ZM141 15H144V16H141ZM23 16V17H22ZM94 16V17H93ZM100 16V17H99ZM110 18H109V17ZM113 16V17H112ZM124 16V17H123ZM131 16H133V18H136L137 19V17H138V19L136 20V19H134V21H135V23H134V25H133V18L131 17ZM136 16V17H135ZM142 18H141V17ZM203 16V15H202ZM204 16H206V15H204ZM204 16H203V18L202 19H204L206 22H208V23H206L205 21H204V24L206 23V24H210L209 22L210 21H208V20H206V19H208V18H204ZM97 17V18H96ZM123 17V18H122ZM109 18V19H108ZM112 18V19H111ZM125 18H127V19H125ZM23 19V20H22ZM26 19L28 20H32V22H30V21H27L26 22ZM93 19H94V21H96V22H94L93 21ZM101 19V20H100ZM116 19H118V20H116ZM125 19V20H124ZM130 19L132 20V22L130 21ZM226 20H227V18H225ZM100 22H99V21ZM105 20V21H104ZM108 20V21H107ZM122 20L123 21H125V22H122ZM141 20V21H140ZM108 22V24H107V22ZM113 21V22H112ZM221 22V24L222 25H224V27L226 26L225 24H227L228 22L227 21H225V20H223V22H222V20H220ZM24 22H26V23H24ZM90 22H93V24L92 23H90ZM111 22V23H110ZM116 22V23H115ZM126 22H130L131 24L129 25V23H126ZM139 22V23H138ZM227 22V23H226ZM22 23H24V24H22ZM28 23V24H27ZM97 23V24H96ZM123 23H125V24H123ZM218 23H219V21H218ZM25 24H27V25H29V27H30V30L32 29V30H34V31H31L30 32V30H29V27H27V26H24ZM91 24H92V26H91ZM94 24H96V26L94 25ZM111 24V25H110ZM117 24V27L115 26ZM127 24V25H126ZM140 24V25H139ZM88 25V26H87ZM97 25H99V26H97ZM114 25V26H113ZM119 25V26H118ZM124 25H125V27H124ZM138 25V26H137ZM105 26H107L106 28H105ZM128 26V27H127ZM85 27V28H84ZM95 27V28H94ZM109 27H112V28H109ZM115 27V28H114ZM124 27V30H126L127 28V31H128V33H127V31H125L124 32V30H120V29H122ZM135 27V26H134ZM21 28L23 29V30H21ZM84 28V29H83ZM93 28V29H92ZM102 28V27H101ZM119 28V29H118ZM18 29V31L16 32L15 30H17ZM59 29V30H58ZM79 29H83L82 31H84L85 33L84 34H86V31H88L87 32V34L84 36L83 35V33L82 34H80V32H79ZM89 29V30H88ZM94 29L96 30L97 29V31H95L94 33H93V31H94ZM105 29H108L107 31L105 30ZM112 29V30H111ZM117 29V30H116ZM25 30V31H24ZM29 30V35H31V37H32V35H34L32 38L29 36V35H27V31ZM57 30V31H56ZM77 31V33L76 32H74V31ZM91 30V31H90ZM93 30V31H92ZM118 30H120L119 32H118ZM141 30H145V27H144V29H141ZM37 31V32H36ZM59 31V32H58ZM117 31V32H116ZM133 31H135V32H137L136 30H134L133 29ZM23 32V33H22ZM34 32H36L37 33V38L39 37V39H37L36 38V35L34 34ZM47 33V34H45V33ZM58 33V34H56V33ZM97 32H99V34L97 33ZM32 33V34H31ZM76 35H75V34ZM92 33V35H90V34ZM98 35H97V34ZM105 33H103V34H105ZM114 34L113 35V37H112V35L111 34ZM122 35H120V34ZM123 33V34H122ZM125 33V34H124ZM18 34V35H17ZM40 34V35H39ZM54 34H56V35H54ZM59 34H60V36H59ZM62 34V35H61ZM80 34V35H79ZM102 34V35H103ZM109 34H110V36H109ZM117 34H119L118 35V38L119 39H116L117 38ZM14 35V36H13ZM15 35H17V36H19V37H17V36H15ZM27 35V36H26ZM46 36V37H44V36ZM47 35H48V37H47ZM54 35V37H52ZM88 35V36H87ZM95 35V36H94ZM97 35V36H96ZM101 35V36H102ZM116 35V38L114 37ZM207 38L209 37V38H211V36L209 35V34H204ZM22 36V37H21ZM42 36V37H41ZM50 36V37H49ZM59 36V38L57 39V37ZM82 36H84V37H82ZM90 36V38H91V36H93L94 38H97V37H99L100 39H104L103 40V43L106 45V43L107 44H112V43H114L113 41L116 39V43H114V46H115V44H117L118 42H119V44H118V46H119V48H120V50H118L119 48L117 47V45L115 46V47H112L113 45H110L112 48H115V50L116 51H119L120 52V55L113 49H111L110 48V46H108L107 47V49H105L106 50V52H107V50H108V52H107V54L108 55H110V51H115V52H113L115 55H116V53H117V55L119 56H114V54L112 55V57H111V55L110 56H105V55H107V54H105L106 52H105V50H103L105 53H102V51H99V52H101L104 56H105V59H106V62H105V59H103L102 58V56H100L101 54H98L97 53V51L98 50H100V49H98L97 47H99V42L97 43V41H96V39H94L93 37V39L91 38V40L89 39V41L90 42H88V40H87V38L86 37H89ZM104 36V37H105ZM107 36H109V38L107 37ZM124 36V37H123ZM141 36H144V37H142L141 38ZM205 36H203L202 38H205ZM35 37V38H34ZM65 37V38H64ZM82 37V38H81ZM110 37H112V38H110ZM120 37H122V38H120ZM127 37V36H126ZM18 38L19 39H21V40H18ZM23 38V39H22ZM30 38L32 39L31 41H32V43H30L31 41H29L30 40ZM36 40V42H35V40ZM42 40H41V39ZM44 38H47V39H44ZM54 38V40H55V38H56V41H54V40H52ZM68 38V39H67ZM138 38H139V36H138ZM144 38V39H143ZM145 38L147 39V40H145ZM207 38H205V39H202L203 41H202V43L203 42H205L206 41V43H210V41L212 42V40H210V39H207ZM48 39H51V40H48ZM63 40V42H62V40ZM67 39V40H66ZM78 39L80 40V42L79 43H81V39H86L87 41L86 42H84V40H82L83 42L81 43V44H78ZM124 39H125V41H124ZM208 41H207V40ZM15 40V41H14ZM16 40H17V43H16ZM34 40V41H33ZM38 40V41H37ZM43 41V42H45V43H47V45L45 44V43H42V42H40V41ZM46 40V41H45ZM58 40V41H57ZM59 40H60V42H59ZM69 40H70V42H69ZM96 41V45H98V46H95L94 44H93V42H91V41ZM98 40V39H97ZM22 42V43H20V45H19V43L18 42ZM50 41H52L51 42V44H50ZM118 41V42H117ZM147 41V42H146ZM37 42H39V43H41L42 45L43 44H45V46H44V48L42 49V45L40 44V46H41V48L39 47V43L37 44ZM59 42V45H60V43H65L64 45L66 46V47H64V49H66V48H68L69 49V46L71 47V45H72V47H71V50H72V48L73 47H77V50H76V52L74 51V53L73 52H71L70 53V51H69V53H70V57H69V53H68V50L66 49L65 51H66V54H64L61 50H60V52H61V54H59L60 55V57L59 58H55V62H54V60L53 61H50L49 63H50V65L48 64L47 66H44V67H46V70H44L45 68H43V71H42V67H41V69L39 70L38 69V67H37V65H38V63H39V59H37V56L39 55V54H41L40 55V57L42 56V54L44 53L43 51H50V48L48 49L47 48V46H49L50 45V47L51 46H53L52 47V49H51V51L53 50L54 51V49L53 48H56V47H58V49L56 48L55 50H59V46H57L58 44H56V43H58ZM193 42H195V41H193ZM36 45H35V44ZM74 43V44H73ZM85 43H87L88 45H89V43H90V47H91V45H94L93 46V48H96V49H94V51H96L95 53L99 56V59H98V56L97 55H95L96 57L95 58H97L95 61H97L98 60V62L97 63H101V61H103L104 63H105V65H103V64H99L98 66H96L97 68H99V66H100V68H103L104 70H102V69H100L99 68V71L98 70H96L95 71V69H94V71H93V66L95 67V63L93 62V60H94V57H92V55L93 54H95V53H93L92 51H91V49H92V47L90 48V47H88V45L86 44V46L88 47V50H86L87 49V47L84 45ZM148 43V44H147ZM205 43V44H206ZM18 44V45H17ZM26 44V45H25ZM36 46H34V45ZM63 44L62 45H60V49H62L63 48ZM77 46H76V45ZM84 46H83V45ZM24 47H22V46ZM54 45H56L55 47H54ZM80 45H81V49L82 48H84V47H86L84 50H86V51H83V49L82 50H78V47H80ZM31 46H32V49H31ZM61 46H62V48H61ZM134 46V47H135ZM145 46H147L146 47V49H145ZM20 48V49H19ZM28 48V49H27ZM35 48V49H34ZM41 50H43L42 52L40 51V49ZM48 50H47V49ZM89 48H90V50H89ZM100 48V47H99ZM117 48V49H116ZM128 48H129V50H128ZM138 48H140V47H138ZM137 48V49H138ZM31 49V50H30ZM34 49V50H33ZM37 49H39L38 51H37ZM74 50L76 49V48H73ZM130 49H131V51H130ZM133 49L135 50V51H133ZM145 51H144V50ZM17 50H19V52L17 51ZM20 50H22L21 52H20ZM36 50V51H35ZM93 50V49H92ZM128 50V51H127ZM143 50V51H142ZM215 50V49H214ZM214 50H212L211 52H209L210 54H208L207 55V58H205V65L207 66H209V64H210V67H211V65L213 64V66H212V68L214 67L215 68V70H214V68H213V70L214 71H219V73L218 72H216V74L214 73V75H216L217 76V81H220V79H224L223 77H224V74L225 73H228L229 75H230V72L231 73H233V75H234V77H233V79L235 78V80H236V83L234 82L235 80H233L232 79V77L231 78H229V76H228V74L226 75L225 74V79H226V76H227V81H221V83H220V87H222L223 89V91H226V92H228L229 91V93H231V92H233V93H235V92H239L240 90H242V91H245L246 93H247V91L249 92L248 94H249V97L251 96L252 98H253V100H255L256 98L259 100L258 102L259 103H252V104H257V105H259L260 104V107L262 106V105H264L263 103H264V99L262 98V96H264V71H262V70H264V57H262L263 59H261V57L260 56H258V57H256V58H254V60H253V65H252V61L249 59V61H247V59H245L244 58V63H243V59L238 63V62H236V65L238 64V66H236L235 65V62H234V64L232 63V61H231V63L234 65H232V67H235L234 69V71H233V68L231 67L230 69L228 68V67H226V66H228L227 64H228V62L226 61V63H225V61H224V59H228V61H229V59H231L230 58V56H233L232 54L231 55H229L228 54V58L226 57L227 56V53H223V55H221V52L219 53L217 50L216 51H214ZM228 50V49H227ZM15 51H17V52H15ZM33 51H35V52H33ZM73 51V50H72ZM79 52V54H80V51H81V54L82 55H84V54H86V53H88V55L90 56L91 55V57L93 58V59H91L92 60V62H93V64L90 66V68L92 69V72H89L88 70H86L84 67V65H83V63H77V61H79V60H81V58H82V55L80 56L79 54H76V53H78ZM87 51H91V53H93V54H89V52H87ZM127 51V52H126ZM132 53V52H134V53H132L133 55H135V59H136V61H132L131 62V60H133L134 59V56L132 55V54H130V52ZM37 52V53H36ZM85 52V53H84ZM129 52V53H128ZM140 52H141V54H140ZM215 52V53H214ZM226 52V51H225ZM228 52V51H227ZM33 53L34 54H38V55H35V57L33 56L32 57V55H33ZM124 53V54H123ZM147 53H149V52H147ZM22 54V55H21ZM63 54H64V56H63ZM73 54V55H72ZM128 54H129V56H130V58L129 59H126L125 57L127 56V58L129 57L128 56ZM211 54L213 55L212 57H211ZM215 54V55H214ZM219 56H218V55ZM30 55H31V57H30ZM65 55L67 56V57H65ZM122 55V56H121ZM209 55H210V58L209 59H211L210 61H209V59H208V57H209ZM224 55H226V56H224ZM264 56V53L263 54H261V56ZM17 56V57H16ZM20 56V57H19ZM24 56V57H23ZM71 56H74V58L72 57L71 58ZM78 56V57H77ZM115 58H114V57ZM125 56V57H124ZM214 56H216L215 58H214ZM221 56H223V57H221ZM19 57V58H18ZM39 56H38V58H40ZM62 57H64V63H66L67 62V64H69V63H71L72 64V66L74 65L73 63H75L76 65H74L75 66V68L76 69H74V66H73V68H69V67H71V64H69L70 66H68L67 64H63V60H62ZM75 57L76 58H79V59H76L75 60ZM81 57V58H80ZM85 57H87V55H84L83 56V58L85 59ZM90 57V58H91ZM100 57L103 59H100ZM110 57V60H108L107 58H109ZM133 57V58H132ZM218 57H220V63L221 62H223L224 61V63L226 64V66L224 67V65H222V63L221 64H219V61H218ZM226 57V58H225ZM260 57V58H259ZM18 58V59H17ZM33 58L36 60V61H33V62H30V61H32L33 60ZM65 58H68V59H65ZM82 58V61L84 60ZM112 58H114V59H116V58H119L121 61H122V64L120 63V61H118V60H116V62L118 61V63H120L121 65L119 66V64L118 63H116L115 62V60H113ZM124 59V62H123V59ZM138 58V59H137ZM214 58V59H213ZM217 58V59H216ZM224 58V59H223ZM17 59V60H16ZM28 59L30 60V61H28ZM52 59H54V57H52ZM58 61H57V60ZM126 59V60H125ZM134 59V60H135ZM142 59H140L141 60V62H142ZM206 59H207V61H206ZM70 60V62H68V61ZM71 60H73V63L71 62ZM100 60V61H99ZM109 61V63L110 64H112V66L114 67L115 65V69H119L117 66H119L120 67V69L122 70H120L119 69V71H117V70H114L113 68H111V65L109 64V63H107L108 61ZM111 60H112V62H115L116 64L115 65H113L114 63H112L111 62ZM213 60V61H212ZM256 60V61H255ZM257 60H258V66L255 64V63H257ZM23 61L25 62V63H23ZM61 61V62H60ZM218 62V64H216L215 62ZM255 61V62H254ZM259 61H260V64H259ZM262 61V62H261ZM36 62V64H34ZM38 62V63H37ZM54 62V63H53ZM56 62H58V63H56ZM59 62H60V64H59ZM79 62H81V61H79ZM128 62V63H127ZM130 62L132 63V64H134L133 62H135L136 64L135 65H131V67H130ZM207 62H209V64H207ZM245 62H246V64H245ZM248 62H250L251 64L249 65V63ZM27 63V64H26ZM51 63H52V65H51ZM126 63V64H125ZM137 63H139L138 65H137ZM212 63V64H211ZM230 62H229V67L231 66L230 64H231ZM248 63V64H247ZM30 64L32 65L31 66V68L33 69V67H36L37 69L35 70V68H34V70H32L31 68H30ZM54 64V65H53ZM62 64H63V66H62ZM107 64V65H106ZM140 64H142V66L146 69V67L144 66V65H146L147 67H149V68H147V69H149V70H147V72L148 73H150V75L148 76L147 74L148 73H146V70H144V68L142 67L141 68V65ZM255 64V65H254ZM20 65H21V67H20ZM25 65H28V66H26L25 67ZM56 65H57V68H58V66H59V68H61V67H64V65H67V67L68 68H65L66 69V72H67V70L68 69H70L67 73L61 68V69H57L58 71L59 70H62V72L61 71H59L58 73L55 71L56 70ZM78 65H83V66H79V67H81L82 69H80L79 67H78ZM103 65V66H102ZM126 65V66H125ZM140 65V66H139ZM217 65H219V67L217 66ZM222 65V66H221ZM245 65V66H244ZM50 66H53V67H49ZM123 66V67H122ZM128 66H129V68L132 70V71H135L134 69V66L136 67V70H137V72H138V70H141L142 71V73H141V71L138 73L139 75L141 74H144V75H140V76H138V74H137V78L135 77L136 75L131 71V70H129V68H128ZM137 66H138V68H137ZM223 67V70H219L221 67ZM253 66H256L255 68H253ZM260 66V67H259ZM95 67V68H96ZM122 67V68H121ZM125 67H127V68H125ZM155 66L153 65V68H154ZM219 68V69H216V68ZM247 67V68H246ZM248 67H250V69L248 68ZM24 70H22V69ZM53 68V69H52ZM77 68H78V71H79V73H78V71H76L77 70ZM107 68H108V70H107ZM127 69V70H125V69ZM133 68V69H132ZM140 68V69H139ZM211 68V69H212ZM256 68H258L257 70L259 71V72H254V70L255 71H257L256 70ZM47 69H49V70H47ZM50 69H52V70H50ZM80 69V70H79ZM156 68H154L153 70H155ZM222 69V68H221ZM226 69H229L230 70V72H227V71H229V70H227L226 71ZM237 69V70H236ZM244 69L246 70V71H244ZM261 71H260V70ZM13 70V71H12ZM16 70H18L17 72H16ZM26 70V71H25ZM81 70L83 71V73L81 72ZM102 72H101V71ZM105 70H107L108 71V74H111V77L108 79V78H106V76H104L105 74L103 73V72H107V71H105ZM109 70H110V73H109ZM143 70L145 71V73H143ZM225 70V73H223V71ZM233 72H232V71ZM40 71V74L42 75L43 74V76H39V72ZM49 71H52V74H50L49 73ZM70 71H73L72 73L70 72ZM85 71H87V75H86V72ZM99 72V73H96V72ZM114 71L115 72V74L114 73H112V72ZM121 71V72H120ZM130 72V73H127V72ZM191 71V70H190ZM193 71V70H192ZM239 72L240 73V75H239V73L237 74L236 72ZM248 71V72H247ZM22 72V73H21ZM30 72V73H29ZM101 72V73H100ZM118 72V73H117ZM119 72L121 73V74H123L124 75V73L129 77V75L131 74V75H135L134 77L133 76H131L130 75V79L132 80H130L129 78H127L126 80H124L127 76H125L124 77V79H123V75H119ZM136 72V71H135ZM182 73H180V77H182V80H178V83H182L181 84V86L183 87V85H185L184 87H185V89L187 88L188 90H187V92H188V96H189V98L191 99V101H192V103L197 107L196 108V110H195V112H196V114L194 115V117L192 116L190 119H189V121L187 122V124L188 125H186V127H185V129H183V131H181V133L179 132V134H181V135H179V134H177V135H179V136H175V140H174V142H171L170 144V146H169V149H170V147L173 145V143H175L173 146H172V148L171 149H173V150H169V151H171L170 153H168V150L166 151V154L168 153L169 155H170V157L168 156V154H167V156L165 157L166 159L167 158H169V159H167V161H168V164L170 165H168L167 164V161H165V165L166 166H168L166 169V171H167V173L169 172H171L170 174H172L173 175V173L175 172V174L177 173V171L178 172H182V173H193V172H195V171H197V169L198 170H202V169H204V166H203V163H204V165L208 168V169H210L211 168V170L213 171V173H215L214 172V170L217 168V167H215L216 165H218V163L220 164V163H222L223 165H221V166H218L219 168H220V170H219V168H217V170H215L216 172H218V171H220V176L219 177H217L218 175H217V173H215L214 175H216V180L214 179V178H210V179H214L213 181L214 182H216L217 180H219V178H221L222 176H223V174H221V172H223V173H225L226 174V176L227 177H225L226 178V180L223 178L220 182L219 181H217V183H219V184H222L221 186H219V189H220V187L222 188L223 187V189L225 188V190H223V189H220L222 192H223V194H222V192L221 191H219L218 190V186H216L215 185V188H214V182H213V186H212V183H210V182H208V183H206V186H207V184H209L208 186L209 187H211L212 189L214 188V190L217 188V191L219 192V195H218V193L216 194V192L214 193V190L213 191H211L212 189L211 188H209V187H205L206 189H208V191H204L205 193H200V195H199V197H198V195H197V197H194L193 195H190V196H187V198H185V200H189L190 199V197H191V200L190 201H192L193 200V198H196V200L194 199L193 201H192V203L190 204L188 201H185V202H188V203H185V204H187L188 206L189 205H191L192 206V204L193 205H195L196 203H197V199H201V197L203 198V199H205V198H207V197H209L208 195H210V197L213 195L214 196V198L217 196L218 197V199H217V201L218 200H220L219 198L220 197H225V195H227L228 196V194H229V198L228 197H226V198H228L229 199V202H231L232 203V201H233V205H235L234 207L235 208H237L236 209V211L238 210V209H240L241 211L243 210V219H242V223H240V221H238V222H236V228L234 227V231L236 232V233H233V230H232V233L230 232V231H228V232H230V233H228L227 231H226V229L224 228V227H221L222 225H220V222L218 221V220H216L215 219V217H214V214H212V207H210L209 209H206L205 207H207L208 208V206H210V205H208L207 206V204H208V202L210 201H215L216 200V198L214 199L213 197H211L212 198V200H210L209 198L207 199V200H209V201H207V200H204V202H201L202 201V199L199 201L198 200V205L196 204V206H198V207H200V208H198L197 209V207H191L190 206V208L188 209V206H187V209H188V211H195L196 209V213L195 212H193L194 214H192L193 215V217H192V215H191V217H192V220H193V218L195 217L196 219H195V221L193 220L192 222H193V224L191 223V226L190 227H187V228H185V230H183V229H181L180 230V228L178 227V225H177V223L179 224V221L177 220V219H175L174 220V222H173V226H172V228H166L165 227V220H163L162 219V217H160L161 219H159V217H156L155 218V220L153 221V226H154V229H156V230H154V231H156L155 233L153 232V230H152V234H151V236H149L150 237V240H149V238H146L147 240H144L143 241V246H144V248H149L148 250H146V249H143L144 251H146V253L145 254H147V256L149 255L150 256V253L154 250L155 252H152L151 254H153L154 256H162L161 258H164L163 256H165V258L164 259H166V257L168 258V260H165L166 261V264L169 262V264H231V263H234V264H238L239 262H240V264H264V203L259 199L258 201H259V203H261V204H258L257 202L258 201H256L258 198L256 197V196H252V194H250L249 192H251L250 190V187H247V185H244V187H243V189L245 190V191H243V189H242V187L240 188V187H237V186H240L239 184H241V183H237V181H240V180H238L239 179V177L241 178V173H243V171H242V169H244V168H242L241 167V164L243 163V164H245V162H247V158L245 157V155H246V153H247V155L246 156H248V155H251V156H248V157H251V158H253V157H255L256 158V156L257 157H259L258 156V154H257V152H256V148H254L252 145V141H250V136L249 135H247L246 133H244V131L243 130H238V129H241V128H239L236 124H237V122L235 123V121H236V116H235V114H233L234 113V110L233 109H230L229 107H228V105H226L227 103L225 102V101H223L224 100V98H222V97H218V96H214V97H212V96H210L211 95V90L213 89V85H212V83H211V81L210 80H205L206 78H205V75H202L200 78L198 77V76H200V75H193V74H195V72L193 71V72H189V70L188 71H181ZM186 72H187V74H186ZM220 72H222L221 73V75H222V78H220L221 76H220ZM243 72V73H242ZM252 72V74L250 75V73ZM261 72H263V73H261ZM11 73V74H10ZM15 73V74H14ZM21 73V74H20ZM31 73L34 75V76H36L35 74H37V76H39V78H43V81H44V79H45V81H46V83H44L43 81H42V79H41V82H37V83H35L36 84V86L34 87V79L32 78V77H34L33 75H32V77H31ZM53 73H55L56 74V76H57V81H55V78H52L51 76L53 75V77L55 76V74H53ZM76 75H75V74ZM78 73V74H77ZM92 73H93V77H96V78H93L92 77ZM184 73V74H183ZM192 73V74H191ZM217 73H218V75H217ZM259 73H261V76H260V74ZM3 76H2V75ZM30 76H29V75ZM44 74H48V75H51V76H48L47 75V77L44 75ZM57 74H59L60 76H58ZM62 74H63V77H62ZM65 74H66V76H65ZM68 74V75H67ZM88 74H89V76H88ZM99 76H98V75ZM102 74H103V77H102ZM107 74V73H106ZM114 75V77L116 78V79H113L114 77H113V75ZM117 74V75H116ZM238 75V77L240 78V76L242 77V78H238L237 77V75ZM248 74V75H247ZM254 74H256V77L258 76L259 77V79H258V77H257V81L254 83H252L251 81H250V79H251V76L252 75H254ZM74 75V76H73ZM91 75V76H90ZM95 75V76H94ZM119 75V76H118ZM191 75H192V77H191ZM236 75V76H235ZM37 76H36V80H38V78H37ZM45 76V77H44ZM55 76V77H56ZM68 76V77H67ZM88 76V77H87ZM98 76V77H97ZM108 76H110V75H108ZM194 76V77H193ZM218 76H220V77H218ZM231 76V75H230ZM249 76V77H248ZM29 77V78H28ZM51 77L52 79H54L53 81L54 82H58V80L62 83V84H64L63 85V87L65 88L66 87V85H67V90H66V88L64 89L63 87H61V85L59 84V83H57L58 85H60L59 87H60V89H63L64 91L66 90L67 92H69L70 90V92L69 93H73V92H75V91H78L77 90V84H81L82 85V82H81V80H82V77H83V85L80 87V88H82V89H84V87H85V84H86V82H87V84L86 85H88V83L91 81V83L92 84H96V81L99 83H97V88H96V86H95V84H94V86H95V91H96V89H97V91H99V92H93L92 90H90L88 93H87V97H82V101L84 100V102H82L81 100V102L80 101H76V102H71V101H69V96L68 95H70L69 93H67L66 91H65V94H61L60 95V93H61V91H63V90H60V92H58V91H54L53 92V90L51 91L50 90V88H52V86L54 87L53 89L54 90H59V88H56L57 86H55L56 84L54 83V82H52V80H50L49 78ZM61 77V78H60ZM75 77V78H74ZM77 77H79V78H77ZM93 78V80H95V79H97L95 82L92 80V78ZM113 77V78H112ZM119 77V78H118ZM121 77V78H120ZM132 77V78H131ZM180 77H179V79H180ZM196 77H198L199 78V80H198V78H196ZM261 77V78H260ZM5 80H4V79ZM21 78V79H20ZM35 78V77H34ZM60 78V79H59ZM65 78V79H64ZM72 78H73V80H72ZM112 78V79H111ZM148 78H146V77H143L142 79H147L148 80ZM196 78V79H195ZM228 78H229V80L230 79H232V80H230V82L228 81ZM237 78V79H236ZM248 78H249V80H248ZM47 79V80H46ZM49 79V80H48ZM78 79H80V80H78ZM86 79H89V80H86ZM103 79V80H102ZM121 79V80H120ZM134 79H137L136 81L134 80ZM187 79V80H186ZM190 79V80H189ZM195 79V80H194ZM200 79L202 80V81H200ZM219 79V80H218ZM224 79V80H225ZM263 79V80H262ZM25 80V81H24ZM30 80H31V82H30ZM35 80V81H36ZM63 80H65V81H62ZM76 80L78 81V82H76ZM86 80V82H84ZM105 80V81H104ZM107 80V81H106ZM111 80H113V82H115L116 80V83H115V85H113L114 83L111 81ZM123 80H124V82H123ZM147 80H145V81H147ZM189 80V81H188ZM205 80V81H204ZM245 80V81H244ZM2 81V82H1ZM22 81V82H21ZM47 81H48V83H47ZM53 83V85L51 84V82ZM102 81V82H101ZM125 81H131V83L129 82V83H127V82H125ZM142 81H144V80H142ZM144 81V82H145ZM186 83H185V82ZM200 81V82H199ZM261 81V82H260ZM263 81V82H262ZM67 82V84L65 85V83ZM94 82V83H93ZM117 82H121V83H123V84H121L120 83V86H119V84L117 83ZM132 82H134V83H132ZM139 82V83H138ZM144 82H143V84H144ZM189 82H190V84L191 85H188L189 84ZM202 82V83H201ZM205 82V84H203ZM223 82H226V83H223ZM248 84H247V83ZM260 82V83H259ZM33 83V84H32ZM39 83V84H38ZM43 84V89L42 88H40L39 87V85H41L42 86V84ZM72 83V84H71ZM73 83H75V84H73ZM77 83V84H76ZM107 83H111L110 85L109 84H107ZM113 83V84H112ZM126 83H127V85H126ZM136 83H138L137 85H136ZM147 83V82H146ZM145 83V84H146ZM195 83V84H194ZM230 83H232V85H230ZM260 85H259V84ZM24 84V85H23ZM28 84H30V85H33L32 87H30V85H28ZM37 84H38V86H37ZM70 84H71V86H70ZM100 84H101V89H99L98 90V87L100 86ZM107 84V85H106ZM116 84H118L117 86L119 87V89H116ZM129 84H130V86H129ZM131 84H134L133 85V87H131L132 85ZM142 84V83H141ZM197 84V85H196ZM199 84V85H198ZM233 86V87H231V89H230V86ZM234 84H236V85H234ZM21 85V86H20ZM47 86V85H50V86H48V87H44V86ZM74 85H76V86H74ZM112 85H113V87H112ZM124 87H126L127 86V88H125L126 89V92L127 91H129V93H128V95L125 93V89L122 87V86ZM139 85V86H138ZM194 85V86H193ZM204 85V86H203ZM208 85V86H207ZM262 85V86H261ZM22 86H24L25 87V89H24V87H22ZM70 86V87H69ZM94 86H88V87H91V89H92V87H94ZM162 86V87H161ZM160 87L161 88H159V92H157V94L158 93H160V94H158V96L160 97H158V100H157V98H155L156 100V102H157V104L159 103L160 104V102L162 101V99H163V96H165V94L167 93V91L168 90H165L166 92H164V93H162L163 92V88H164V86H165V88H166V86H167V89H168V85L167 84H162ZM191 86H193V87H191ZM206 87V88H203V87ZM228 86H229V88H228ZM39 87V88H38ZM69 87V88H68ZM72 87V88H71ZM102 87H104L103 89H102ZM109 87V88H108ZM117 87V88H118ZM124 89V91H123V89ZM129 87H131V88H129ZM138 87V88H137ZM143 87L144 88H146L147 86L145 85H143ZM143 87H140L138 90H142L143 89ZM183 87V88H184ZM190 87V88H189ZM196 87V88H195ZM203 88V89H201V88ZM239 87V88H238ZM251 87V88H250ZM27 88V89H26ZM29 88H32V90L31 89H29ZM37 88V91L35 90V89ZM73 88H75V89H73ZM112 88V89H111ZM115 88V89H114ZM122 90H121V89ZM208 88V89H207ZM209 88H211V90H209ZM234 88V89H233ZM34 89V90H33ZM39 89H42V90H46L47 91V93L46 94H43L42 92H44V91H42L41 93H42V95H43V99L41 98H39V96L38 95H41V93L39 94V92L41 91V90H39ZM70 89V90H69ZM82 89L80 90V91H82ZM105 89V90H104ZM111 89V90H110ZM132 89V90H133ZM195 89V90H194ZM207 91H206V90ZM228 89V90H227ZM252 89H254L255 91H252ZM261 89V90H260ZM21 90H23V91H21ZM28 90H30V91H28ZM39 90V91H38ZM48 90H49V92H48ZM69 90V91H68ZM110 92H108V91ZM113 90H114V92H113ZM158 90V89H157ZM162 92H161V91ZM189 90H190V92H189ZM203 90L204 91H206V92H208V93H210V95H207L208 93H205V92H203ZM209 90V91H208ZM28 91V92H27ZM93 93H92V92ZM102 91V92H101ZM115 91H117V93L115 92ZM122 91V92H121ZM134 91H132L133 93H134ZM136 91H135V93H136ZM195 91H197V95L195 94L196 92ZM202 91V92H201ZM231 91V92H230ZM251 91V92H250ZM30 92V93H29ZM38 94H37V93ZM53 92V93H52ZM58 93V95H57V93ZM105 92V93H104ZM107 92V93H106ZM118 92H121L122 94H123V96H122V94L120 93V96L118 97ZM124 92V93H123ZM244 92V93H245ZM253 92V93H252ZM257 92V93H256ZM26 93V94H25ZM52 93V94H51ZM64 93V92H63ZM67 93V94H66ZM131 93V94H130ZM189 93H190V95H189ZM259 93V94H258ZM35 94V95H34ZM50 94V95H49ZM116 94V95H115ZM126 94V95H125ZM161 94H163V96L161 95ZM192 94V95H191ZM248 94H246L247 96H248ZM254 94V95H253ZM30 95V96H29ZM33 95V96H32ZM41 95V96H42ZM48 95H49V97H48ZM53 95H54V97H53ZM61 97H60V96ZM63 95V96H62ZM99 95H100V97H99ZM109 95V96H108ZM110 95H111V98H110ZM125 95V96H124ZM199 95V96H198ZM234 97H235V95L234 94H232ZM242 95L243 96H240V97H245L244 96V94L242 93ZM98 96V97H97ZM166 96H167V94H166ZM165 96V97H166ZM200 96H202L201 98H200ZM257 96V97H256ZM47 97V98H46ZM51 97V98H50ZM55 97H58V99L57 98H55ZM63 97V98H62ZM107 97V98H106ZM116 97H117V100H116ZM123 97V98H122ZM126 97V98H125ZM157 97V96H156ZM164 97V98H165ZM193 97V98H192ZM198 97V98H197ZM206 97V98H205ZM210 97H212V98H210ZM217 97V98H216ZM248 97V98H249ZM250 97V98H251ZM33 98V99H32ZM45 98V99H44ZM65 98V99H64ZM88 98V99H87ZM196 98V99H195ZM252 98H251V100H249L248 99V101H252ZM35 99V100H34ZM37 99H38V102H39V100L41 101V102H43V100H44V103L42 104L43 106H41L40 104H41V102L40 103H38L37 102ZM47 99V100H46ZM49 99H51V100H49ZM52 99H54V100H52ZM60 99H62V100H60ZM94 99V100H93ZM97 99V100H96ZM122 99V100H121ZM126 99V100H125ZM161 99V100H160ZM166 99L167 98H165V99H163L164 101H162L161 103H162V105H161V108H160V105L158 104L157 106L159 107V109H163L162 111L160 110L159 111V113H162L163 111H164V108L166 107V103L164 104V102H166ZM210 99V100H209ZM215 99H216V101H215ZM244 99H247V97L246 98H244ZM32 100H33V105H32ZM46 100V101H45ZM86 100V101H85ZM88 100V101H87ZM123 100H125L126 102H129V104L128 103H126L127 104V106H129V107H125V101H123ZM212 100V101H211ZM261 100V101H260ZM34 101L36 102V103H38V104H36V105H34ZM58 101V102H57ZM62 101H63V103H62ZM65 101V102H64ZM98 101H100V102H98ZM106 101H108V102H106ZM122 101H123V103L125 104V105H122L121 106V104H122ZM214 101H215V105H213L214 104ZM220 101V102H219ZM246 101V100H245ZM46 102V103H45ZM55 104H54V103ZM67 102H69V103H67ZM96 104H95V103ZM119 102V103H118ZM202 102V103H201ZM207 102V103H206ZM223 102H225V103H223ZM56 103H59V105H57ZM76 103V104H75ZM77 103H78V106H77ZM80 103V104H79ZM84 103V104H83ZM89 105H88V104ZM107 103H109V104H107ZM111 103V104H110ZM115 103H116V105H115ZM121 103V104H120ZM216 103H217V105L218 106H221V107H223L224 105H225V107L224 108H227V110L226 109H222V108H220V107H218L217 105H216ZM220 103H223V104H221L220 105ZM30 104V105H29ZM50 106H49V105ZM52 104V105H51ZM60 104H62V105H60ZM68 105V106H70V107H67V106H65V105ZM72 104V105H71ZM95 104V105H94ZM104 104V105H103ZM113 104V105H112ZM165 106H164V105ZM29 105V106H28ZM39 105V106H38ZM57 105V106H56ZM88 105V106H87ZM101 107H100V106ZM206 105H208V106H206ZM214 107H213V106ZM13 106H15V107H13ZM31 106V107H30ZM36 106V107H35ZM48 106V107H47ZM77 106V107H76ZM81 106V107H80ZM89 106H91V107H89ZM92 106H93V109H92ZM99 106V107H98ZM114 106H115V108H114ZM119 106H121V107H119ZM124 106V107H123ZM163 106V107H162ZM199 106V107H198ZM10 109H9V108ZM23 107H25V109L23 108ZM35 107V108H34ZM43 107V108H42ZM51 107V108H50ZM57 108V109H55V108ZM74 107V108H73ZM88 109V108H91V109H88L89 111H87L86 110V108ZM98 107V108H97ZM119 107V109H117V108ZM210 107V108H209ZM263 108H264V106H262ZM8 108V109H7ZM16 108H17V111H16ZM18 108H20V109H18ZM29 108V109H28ZM37 108V109H36ZM38 108L40 109H43L44 110V108L46 109V111L44 112L43 110H41L40 111V113H39V111H38ZM85 108V109H84ZM103 108V111L101 110ZM110 110H109V109ZM201 108V109H200ZM215 108H217V109H215ZM220 108V109H219ZM11 109H12V111H11ZM35 110V112L34 111H32V110ZM51 109V110H50ZM67 109V110H66ZM115 109V110H114ZM117 109V110H116ZM127 109V110H126ZM214 109V110H213ZM219 109V110H218ZM222 109V110H221ZM29 110V111H28ZM37 110V111H36ZM95 110V113L98 111V113H96V115H95V113L94 112H92V111H94ZM97 110V111H96ZM104 110H106V111H104ZM108 110V111H107ZM124 110V114L122 113V115H120L121 113H120V111L122 112ZM126 110V111H125ZM203 110V111H202ZM216 110H218V111H216ZM230 110H232L233 111V113H231L230 112ZM10 111V112H9ZM14 111V112H13ZM27 111V112H26ZM49 111V112H48ZM56 111V112H55ZM80 111V112H79ZM84 111V112H83ZM130 111V110H129ZM214 111V112H213ZM227 111V112H226ZM4 112H6V113H4ZM13 112V113H12ZM20 113V114H18V115H15V114H17V113ZM53 112V113H52ZM85 112H87V117L89 116V112H91V113H94V117H98L99 116V114L101 115L102 113V117H100L99 119H100V121H102V122H100V121H96V118L95 119H92L93 121L95 120L96 122H97V124L95 125V127H94V129L95 128H99V129H102V130H100V131H98V133H101V134H104V135H101V137L100 138H98L99 136L96 134V132H97V129H96V132L94 133L95 135H93L92 133H93V131L92 130H94L93 129V127L92 126H94V125H90V129L88 128V121H85V119L87 118L86 117V115H85ZM102 112V113H101ZM118 112H119V114H118ZM205 112V114H203V113ZM217 112H219L218 114H216ZM3 113V114H2ZM24 113V114H23ZM27 113V114H26ZM37 113V114H36ZM38 113H39V115H38ZM52 113V114H51ZM68 113V114H67ZM72 113V114H71ZM84 113V114H83ZM112 113H113V116H112ZM116 113V114H115ZM222 113V114H221ZM2 114V115H1ZM30 114V115H29ZM42 114V115H41ZM43 114H45V115H43ZM46 114H49V115H47L46 116ZM66 114V115H65ZM82 114V115H81ZM106 114H107V118H106ZM108 114H110V115H108ZM228 114V115H227ZM7 115H10V116H7ZM26 115H27V117H26ZM38 115V116H37ZM104 115H105V119H104ZM126 115V116H125ZM161 116H162V114H160ZM231 115V116H230ZM1 116H2V118H1ZM41 116V117H40ZM43 116H44V118H48L49 117V119L51 120V121H53V124H47L48 122L50 123L51 121L50 120H46V119H44L43 118ZM53 116H55V118H53ZM82 116V117H81ZM86 118H85V117ZM93 116V115H92ZM109 116H110V118H109ZM114 116H116V117H114ZM161 116H160V118H161ZM211 116V117H210ZM216 118H215V117ZM229 116V117H228ZM234 116V117H233ZM6 117V118H5ZM18 117V118H17ZM35 117V118H34ZM39 117V118H38ZM67 117V118H66ZM68 117H70V118H73V119H70V118H68ZM119 117V118H118ZM126 117V118H125ZM195 117H198V118H196L195 119ZM231 117H233V119L235 118V120H232V118ZM65 118V119H64ZM85 118V119H84ZM93 118V117H92ZM101 118H102V120H101ZM110 120H109V119ZM201 118V119H200ZM231 118V119H230ZM8 119V120H7ZM29 119H30V121H29ZM34 119H35V121H34ZM39 119H44V121L46 122L45 124H47V126L49 125V126H51L50 128L51 129H53L54 128V130L55 129H57V131L55 132V135L53 134V136L49 133V130L51 131V133H53L54 131L53 130H51L50 128H48V130H46L45 129V131H46V134H47V132H48V134H47V136H49V135H51L53 138H54V136H55V138H57L58 139V141H57V139H55L54 138V141H56L58 144H56L55 142L53 143V144H55V146L56 147H53L54 145H52V147H53V149H55L56 148V150H49L50 151V153L51 154H49L48 155V157H52L51 155L54 153L55 154V156L54 157H52L51 158V161L49 160V159H47L48 157H46V152L45 151H47V152H49L47 149H46V147H45V149H44V146H46L45 144H41L40 146H38L39 144L38 143H36V145H37V147H36V145L34 146L33 145V147H32V145H30L32 142L31 141H33V140H31L33 137H30L29 135H28V132H29V134L31 133L30 131H32L33 130V134L35 133V130L40 126H37L39 123H44V121L42 122H39ZM53 119V120H52ZM59 119V120H58ZM112 119H114L113 121H112ZM118 119V120H117ZM194 121H193V120ZM199 119V120H198ZM16 120V121H15ZM26 120V121H25ZM65 120V121H64ZM66 120H69V121H66ZM87 120V119H86ZM98 120V119H97ZM104 120H106V121H108V125L106 124L107 122H105ZM115 120H116V123H118V124H116L115 123ZM218 121V124H217V121ZM231 122H230V121ZM4 121V122H3ZM6 121V122H5ZM21 121V122H20ZM28 121V122H27ZM62 121H63V123H62ZM84 121H85V123H87V124H85L84 125V128H83V124H84ZM94 121V123H96ZM112 122V124H111V122ZM124 121H122V122H120L121 124H123L124 123ZM197 121V122H196ZM199 121V122H198ZM204 121V122H203ZM205 121H207V122H205ZM214 121V122H213ZM216 121V122H215ZM8 122H11V123H8ZM14 122V123H13ZM19 122V123H18ZM25 122V123H24ZM27 122V123H26ZM76 122V123H75ZM103 122H105V123H103ZM203 122V123H202ZM233 122V123H232ZM8 123V124H7ZM24 123V124H23ZM29 123V124H28ZM35 123V125H36V123H38L36 126H37V128H36V126L35 125H31V124H34ZM52 123V122H51ZM55 123V124H54ZM71 123H73V124H71ZM111 125H110V124ZM116 124V125H114L115 126V128L113 127V124ZM193 123V124H192ZM210 123V124H209ZM219 123L221 124V125H219ZM223 123V124H222ZM22 124H23V126L24 127H33L31 130H29V128H28V131H26V128H23V126H22ZM27 126H26V125ZM63 124V125H62ZM99 124V126H97ZM102 124V125H101ZM120 124V125H121ZM201 124H203L202 126H201ZM204 124H206V126H207V124H208V126L207 127H209L208 128V130L206 129V126L204 125ZM211 124H212V126H211ZM215 124H217V125H215ZM229 124V125H228ZM233 124H234V126H233ZM17 125V126H16ZM53 125V126H52ZM54 125H56L55 127H54ZM69 125V126H68ZM71 125H73V126H71ZM88 125V126H87ZM192 125V126H191ZM214 125H215V127H214ZM224 125V126H223ZM35 126V127H34ZM62 126V127H61ZM65 126V128H67V129H65V128H63ZM97 126V127H96ZM225 127V128H220V127ZM228 126V127H227ZM233 126V127H232ZM11 127V128H10ZM12 127H13V130H12ZM14 127H16V128H22V129H20V130H23V129H25V130H23V131H19V133L17 132V129H15ZM70 127V128H69ZM87 127V128H86ZM110 127V128H109ZM113 127V128H112ZM116 127H119L120 128V130H118ZM236 127V128H235ZM238 127V128H237ZM36 128V129H35ZM61 128V129H60ZM87 130H86V129ZM115 129L116 130V132H115V130L113 131L112 129ZM202 128H204V129H202ZM212 128H213V130H212ZM217 128V129H216ZM221 130V131H219V129ZM227 128V129H226ZM9 129H11L12 130V132H11V130H9ZM60 129V130H59ZM63 129H65V130H63ZM82 129H84V130H86L87 131V134L89 133L88 131H92V132H90L89 133V135L90 134H92L91 136H93V137H91V136H89V135H87V134H85L86 133V131H84V130H82ZM98 129V130H99ZM231 129V130H230ZM234 129V130H233ZM70 130H72V131H70ZM185 130V131H184ZM229 130H230V133H229ZM234 131V133H233V131ZM14 131H15V136L12 134V133H14ZM53 131V132H52ZM95 131V130H94ZM103 131V132H102ZM119 131V132H118ZM123 131V130H122ZM189 131V132H188ZM237 131V132H236ZM20 132L22 133L20 136H19V134H20ZM25 132V133H24ZM59 132V133H58ZM61 132V133H60ZM79 132V133H78ZM105 132V133H104ZM119 134H118V133ZM183 132V133H182ZM209 132V133H208ZM213 132V133H212ZM221 132H222V134H221ZM58 133V134H57ZM68 133V134H67ZM71 133V134H70ZM73 133V134H72ZM75 133V134H74ZM117 134V135H115V134ZM205 133V134H204ZM208 133V134H207ZM217 133V134H216ZM233 133V134H232ZM244 133V134H243ZM8 134H9V132H8ZM28 136H27V135ZM65 135V136H63V135ZM84 134H85V136H84ZM107 134V135H106ZM207 134V135H206ZM214 134V135H213ZM219 134V135H218ZM239 134V135H238ZM242 134V135H241ZM10 135V134H9ZM31 135V134H30ZM61 135V136H60ZM69 135V136H68ZM71 135V136H70ZM75 135V136H74ZM77 135V136H76ZM79 135V136H78ZM208 135H210V136H208ZM230 137H229V136ZM6 136V137H5ZM51 136H49L50 138L49 139H51L52 140V142H53V139L51 138ZM89 136V137H88ZM94 136L96 137V138H94ZM104 137V139H103V137ZM107 136V139H105V137ZM117 136V137H116ZM181 136V137H180ZM233 136V137H232ZM244 136V137H243ZM247 136H249V137H247ZM23 137V138H22ZM60 137H62V138H60ZM71 137V138H70ZM176 137H177V140L178 141H176ZM181 138L180 140H179V138ZM211 137V138H210ZM221 137H222V141L220 140L221 139ZM235 137V138H234ZM12 138L14 139L15 138V142H13L14 140H12ZM17 138H19V139H17ZM29 138V139H28ZM85 138V139H84ZM88 138H89V140H88ZM93 138H94V140H93ZM98 138V139H97ZM187 138V139H186ZM209 138V139H208ZM215 140H214V139ZM225 138H227V139H225ZM246 140H245V139ZM87 139V140H86ZM95 139H97V140H95ZM103 142V143H105V144H107V145H105V144H103L100 140ZM103 139V140H102ZM118 139V140H117ZM207 139V140H206ZM211 139V140H210ZM223 139H225V140H223ZM240 139V140H239ZM248 139H249V141H248ZM4 140V139H3ZM23 140V141H22ZM26 140V141H25ZM61 140V141H60ZM72 140V141H71ZM93 140V141H92ZM99 140V141H98ZM184 140H185V142H184ZM210 140V141H209ZM213 140V141H212ZM235 140V141H234ZM241 140H242V142H241ZM19 141V142H18ZM22 141V142H21ZM30 141V144L28 143ZM65 141L67 142H70V144L67 142V143H65ZM75 141V142H74ZM82 141V142H81ZM83 141H85V142H83ZM88 141V142H87ZM93 142V144H92V142ZM97 141V142H96ZM119 141V142H118ZM181 141V142H180ZM208 141L210 142L209 144H208ZM211 141H212V144H211ZM218 141V142H217ZM227 141V142H226ZM229 141H231V142H229ZM233 141V142H232ZM244 141V142H243ZM3 142V143H2ZM14 143L13 145L11 144V143ZM16 142H17V144H18V146L20 147V149L22 148V150H24V151H20L19 150V147L16 145ZM24 142V143H23ZM73 144H72V143ZM91 142V143H90ZM98 142H100V143H98ZM179 142V143H178ZM188 142V143H187ZM199 142V144L197 145V143ZM203 142H204V145H203ZM250 142V143H249ZM6 145H5V144ZM21 143V144H20ZM60 143V144H59ZM80 145H79V144ZM90 143V144H89ZM216 143V144H215ZM222 143H224V144H222ZM226 143V144H225ZM243 143V144H242ZM247 143V144H246ZM33 144V143H32ZM74 144H76V145H74ZM85 144H88V146L90 147V148H88V146L87 145H85ZM98 144V145H97ZM102 144H103V146H104V148H103V146H102ZM112 144V145H111ZM118 144H121V146H119ZM178 144V145H177ZM214 144V145H213ZM230 146H229V145ZM234 144H236V145H234ZM29 145V146H28ZM44 145V146H43ZM81 145H85V147L88 149V150H91V151H88V150H86V148L84 149V150H81L82 149V147L83 146H81ZM93 145V146H92ZM99 146V145H101V146H99L98 148L97 147H95V146ZM118 145V146H117ZM182 145V146H181ZM188 145V146H187ZM195 145H197V146H195ZM200 145H201V147H200ZM207 146V148H206V146ZM210 145V146H209ZM213 145V146H212ZM217 145V146H216ZM223 145L225 146V148L223 147ZM232 145V146H231ZM240 145H244V146H240ZM249 145H251V146H249ZM12 147V148H10V147ZM18 147V148H16V147ZM23 146H24V148H23ZM28 147H30V149H32L31 151L29 150V148H28V151H27V148ZM62 146V147H61ZM75 146H77V147H75ZM110 148H109V147ZM123 146V149H124V153H126V154H124V153H122V147ZM186 148H185V147ZM192 146V147H191ZM195 146V147H194ZM216 146V147H215ZM237 146V147H236ZM35 147V148H34ZM42 147V148H41ZM58 147V148H57ZM80 147H81V149H80ZM93 147V148H92ZM94 147L95 148H97V150L95 149L94 150ZM106 147H107V149H106ZM118 147V148H117ZM119 147L121 148L120 150H121V152L119 151V153H117L118 152V150H119ZM180 147V148H179ZM194 147V148H193ZM206 148V150H205V153L203 152H201L202 154H199V155H197L196 154V156H194V154H192L193 152H194V150L195 149H197V148ZM210 147V150L208 149ZM221 147H223V148H221ZM250 147H252L251 149H250ZM10 148V149H9ZM25 148H26V150H25ZM39 148H41V149H39ZM62 148H64V149H62ZM67 150H66V149ZM78 148H79V151L81 152H79L78 151ZM203 148V149H204ZM215 148V149H214ZM238 148H239V150H238ZM242 148V149H241ZM244 148V149H243ZM248 150H247V149ZM8 149V150H7ZM12 149V150H11ZM16 149V151H18L19 152V154H18V152H12V154L10 153V156H12V155H14V156H12V158H8L7 157V159H9V160H4V158H6L5 157V155L7 154V155H9V153H7V152H9L10 150L11 151H13V150H15ZM35 149L37 150V152H35ZM39 149V150H38ZM106 149V150H105ZM118 149V150H117ZM180 149H182L180 152H182V153H180L179 152V150ZM194 149V150H193ZM221 149V150H220ZM230 150V152L233 150V151H237L235 154H237V156H238V158H237V156L234 154V155H231V153L230 152H228L227 153V150ZM258 149V148H257ZM7 150V152L5 153V151ZM45 152H43V151ZM63 150V151H62ZM102 152L101 153V155H106V154H108V155H112V153H114L113 155H114V157L113 156H111V158L113 159V161H118V162H114V164H112L111 162H109L108 160H110V161H112V159L110 158V156H100V155H97L95 152ZM101 150V151H100ZM176 150V151H175ZM187 150H189V152L187 151ZM208 150V151H207ZM215 150H218V152L217 151H215ZM228 150V151H229ZM44 153V155L41 153ZM69 151H70V153H72L71 155H70V153H69ZM84 151L86 152V153H88L87 154V156L85 155V153H84ZM104 151V152H103ZM106 151V152H105ZM111 151H112V153H111ZM116 151V152H115ZM174 151V152H173ZM184 151V152H183ZM226 151V152H225ZM232 151V152H233ZM254 151V152H253ZM41 153V156H39L40 154H38V157L39 158H34V157H37L36 155H33L34 153ZM56 152H57V154H56ZM64 152V153H63ZM92 152H94V154H92ZM111 154H110V153ZM210 152H211V155H214L213 157L212 156H210ZM216 152V153H215ZM221 152H222V154H221ZM223 152H224V155H223ZM1 153V152H0ZM15 153H16V155H15ZM68 153V154H67ZM83 153V154H82ZM89 153H91L90 155L93 157V158H95V156L99 159L100 157L102 158H100V160H98L97 158L95 159V160H91L90 158H91V156L89 155ZM99 153V154H100ZM106 153V154H105ZM117 153V154H116ZM175 153V154H174ZM213 153V154H212ZM218 153H220V154H218ZM253 155H252V154ZM24 154V153H23ZM23 154H21V155H23ZM61 154V155H60ZM64 154V155H63ZM66 154V155H65ZM96 154V155H95ZM120 154V155H119ZM121 154H122V156H121ZM177 154V155H176ZM191 154H192V158H190L191 157ZM204 154V155H203ZM209 155V156H207V155ZM228 154H230L231 156H229ZM241 154V155H240ZM257 154V155H256ZM6 155V156H7ZM69 156V158H68V156ZM76 155V156H75ZM82 155V156H81ZM83 155H85L84 157H83ZM89 155V156H88ZM94 155V156H93ZM124 155V156H123ZM125 155H127V160H125V158H126V156ZM171 155H172V157L173 158H171ZM202 155V156H201ZM216 155V156H215ZM219 155V156H218ZM225 156V157H223V158H221V156ZM226 155H227V158H226ZM244 155V156H243ZM260 155V154H259ZM24 156V155H23ZM61 156H63V157H61ZM71 156H72V158H71ZM118 156H119V158H118ZM207 156V157H206ZM253 156V157H252ZM14 157H17V158H14ZM19 157V158H18ZM43 157H45V159L46 160H44V158ZM60 157H61V159H60ZM74 157V158H73ZM81 157V158H80ZM87 157H89V159L90 160H88L87 159ZM103 157H104V159H103ZM117 157V158H116ZM194 157V158H193ZM199 157V159H197ZM202 158V160H201V158ZM205 157V158H204ZM209 157V158H208ZM211 157V158H210ZM216 157V158H215ZM217 157H219V158H217ZM241 157H243V159L242 160H244V161H241L240 159H241ZM66 158V159H65ZM71 158V159H70ZM78 160H77V159ZM116 160H115V159ZM195 158H196V160H197V162H196V160H195ZM234 158H236V159H234ZM240 158V159H239ZM251 158H249V160H251ZM12 159V160H11ZM17 159H18V161H17ZM37 159H38V161H37ZM68 159V160H67ZM74 159H75V162H74ZM80 159H86L85 161H83L82 160V162H81V160ZM186 159V160H185ZM208 161H207V160ZM215 159V160H214ZM219 160V161H217V160ZM220 159H222V160H220ZM224 159H228V160H224ZM233 159H234V161H236V162H234L233 161ZM245 159H247V160H245ZM258 159V158H257ZM11 160V161H10ZM65 160V161H64ZM69 160H70V162H69ZM80 160V161H79ZM107 160V161H106ZM191 160V161H190ZM194 160V161H193ZM230 160V161H229ZM248 160V162H250ZM36 163H35V162ZM67 161H68V163H67ZM100 161V162H99ZM112 161V162H113ZM121 161V162H120ZM125 161V164L124 163H122V162H124ZM127 161V162H126ZM170 161V162H169ZM193 161V162H192ZM204 161V162H203ZM225 161V162H224ZM229 161V162H228ZM239 161L241 162V163H239ZM0 162V163H1ZM14 162V163H15ZM35 163V165H33L34 163ZM50 163L49 165H48V163ZM66 162V163H65ZM79 162H81V163H79ZM86 162V163H85ZM91 162V163H90ZM94 162V163H93ZM120 162V163H119ZM131 162V161H130ZM185 162H186V164H185ZM203 162V163H202ZM224 162V163H223ZM234 163V164H232V163ZM239 164H238V163ZM14 163H11V164H13L14 165ZM15 163V165H17ZM33 163V164H32ZM96 163V164H97ZM108 163H106V164H108ZM111 163V164H110ZM199 163H201L202 164V166H201V164H199ZM208 165H207V164ZM227 164V166H226V164ZM263 163H264V161H263ZM32 164V165H31ZM38 165V166H37ZM76 165H74V166H76ZM128 165H130L129 164V162H128V164H127V166L126 167H128ZM210 165V166H209ZM213 165V166H212ZM226 167H225V166ZM234 165V166H233ZM235 165H239L238 166V168H237V166H235ZM46 166V165H45ZM69 166V167H68ZM72 167V168H70V169H78L77 167ZM29 167H31V168H29ZM34 167V168H33ZM35 167L37 168V169H35ZM120 167H122V165L120 166ZM126 167H124L125 169H126ZM205 167V168H206ZM210 167V168H209ZM221 167H225L226 168V170L224 169L223 170V168H221ZM124 168H123V170H124ZM178 170H177V169ZM227 168L229 169V170H227ZM230 168H231V170H230ZM242 168V169H241ZM247 168V167H246ZM15 169V168H14ZM12 170L13 172H16L15 170ZM22 169V168H21ZM66 169H63V170H66ZM128 169V168H127ZM127 169L126 170H124V173H125V171H127ZM180 169H182V170H180ZM31 170H33L32 172H31ZM62 170V171H63ZM122 170V169H121ZM129 170H130V168H129ZM169 170V171H168ZM173 170H175V171H173ZM185 170H187V171H185ZM191 170V171H190ZM223 170V171H222ZM241 170V171H240ZM46 171H47V169L46 168H44V175H43V178H42V182L40 183V184H44V185H50V183H52L53 184V179L52 178H48V172L46 173ZM190 171V172H189ZM233 171V172H232ZM31 172V173H30ZM123 172V171H122ZM128 172V171H127ZM129 172H131V170L129 171ZM128 172V173H129ZM232 172V173H231ZM262 172L264 173V169L262 170ZM261 172V173H262ZM30 173V174H29ZM92 173V171H90V173H88V175H89V177H90V174ZM95 171L93 172V177L94 176H96L97 175V172L95 173ZM128 173H125V174H128ZM168 173V174H169ZM228 173H231V174H228ZM218 174H219V172H218ZM238 176V178H237V176ZM0 175L2 176L3 175V173L1 174L0 173ZM222 175V176H221ZM234 175V176H233ZM240 175V176H239ZM1 176H0V178H1ZM8 177V174L7 173H4V175H3V177ZM46 176H47V179L48 180H46L45 182H47V183H49V184H47V183H43L44 181L43 180H45L46 179ZM262 178L260 179L261 181V184L263 185L264 184V175L262 174ZM30 177V176H29ZM28 177V178H29ZM31 177H32V175H31ZM261 177V176H260ZM259 177V178H260ZM228 178V179H227ZM234 178H235V180L237 179V181L236 182H233V180H234ZM4 179V178H3ZM50 179H52V181L50 180ZM229 179H231V183L232 184H229V185H233L234 183L236 184V186L235 185H233V186H229L227 183H228V181H229ZM212 180H209V181H212ZM225 180V181H224ZM243 181V180H242ZM61 182V184L62 183H64L63 184V186H61V187H64V185H66L65 184V181L63 182V181H60ZM60 182H59V184H60ZM97 182L99 183V182H101V183H104V182H102L101 180L100 181H98L97 180ZM96 182V183H97ZM130 182V181H129ZM132 182V181H131ZM225 182H226V184H225ZM229 182V183H230ZM100 183V184H101ZM108 183H109V185H112L113 184V186H111L110 188L111 189H109V187H108V189L109 190H112L113 191V189H114V191H115V189H116V198H115V192H114V195L113 196H111V195H108L106 192L105 193H102L101 191H106L105 189V187H107L106 185H108ZM108 183H104V184H102L101 185V187L100 188H103L104 187V189H99V186L98 185H95L96 187H94V186H91V188L92 187H94L96 190H98V192L97 191H94L95 189L94 188H92V191L90 190V192H91V195L93 196H91L90 194H88V196H87V193L85 192L84 193V191H83V193L85 194V197H88V199L91 201L92 199H93V201H96L95 203H97L98 201H102V202H105L104 200H99V199H105L104 197H107V200L109 199L108 197H110V198H114V199H112V200H115V199H117L118 197H119V199H117L116 200V202L114 201V203L115 204H117V203H120V204H117V205H122L121 207H120V212H123V218H122V220L120 219V221H117V219H113L114 220V224H115V227H116V229H117V231H121L122 232V228L123 227H121L120 229H119V227L120 226H124V228H125V226L127 225V221H128V218H129V216L128 215H130V213L132 212V209L134 208V207H132L133 205V201H131V200H133V196H134V194H133V192L135 191V190H137V184H136V188L135 187H133V185H134V182H132L133 183V185H131L133 188H135V190L133 189V192H131V190H132V188L130 187V186H128V184H127V186H126V188H127V190H130V191H127V190H125V187H120L121 186V184H119L118 182V185H117V183H116V185L118 186H116L114 183V181H111V183L110 182H108ZM136 183V182H135ZM224 183V184H223ZM55 184L57 185V183L56 182H54V186L52 185H50L51 187H54L53 189H56L57 191L59 190H61V188H59L58 187V185H57V187H55ZM60 184V185H61ZM95 183H93L92 182V185H94ZM99 184V185H100ZM218 184V185H219ZM243 184H245V182H243L242 183V186H243ZM105 185V186H104ZM116 187H115V186ZM130 185V184H129ZM225 187H224V186ZM67 186L68 185H66V188H65V190L67 191V189H69V188H67ZM157 186H159L158 188L160 189H158L157 187H155L156 189V191H155V193H154V197H155V201H154V203L155 202H157L160 198H162V199H164L166 196H165V194H166V192H167V195L169 196V198L167 199V200H173L174 198L173 197H171V196H173L174 194H173V192H172V190L170 191L169 189H171V188H169L168 186L166 187V185L163 187V185L162 184H158ZM235 186V187H234ZM249 186V185H248ZM264 186V185H263ZM113 187H115V188H113ZM120 187V188H119ZM128 187H130V189L128 188ZM229 187L230 189H227V188ZM245 187H247L246 189H245ZM90 188V189H91ZM122 188V189H121ZM169 188V189H168ZM204 188V189H205ZM234 188H235V190H234ZM238 188H240V189H238ZM94 189V190H93ZM107 189V191H109ZM119 189V190H118ZM125 190V193H123L121 190ZM166 189V190H165ZM205 189V190H206ZM158 190V191H157ZM162 190V191H161ZM168 190V191H167ZM231 190V191H230ZM58 191V192H59ZM62 191H63V193H67V192H65L64 191V188H62ZM61 191V192H62ZM100 191V192H99ZM112 191H111V193H112ZM119 191H121L124 195H121L122 193L121 192H119ZM164 191V192H163ZM227 191L229 192V193H227ZM237 191V192H236ZM239 191V192H238ZM241 191H243V193L241 194ZM246 191H248V192H246ZM95 192V193H94ZM98 193V195H97V193ZM119 192V193H118ZM136 192V191H135ZM134 192V193H135ZM170 192V193H169ZM209 192H211L210 194H209ZM231 192H233L234 193V195H232V194H230ZM236 192V193H235ZM60 193V192H59ZM101 193V194H100ZM109 194H110V192H108ZM159 193H161L160 195H159ZM169 193V194H168ZM208 193V194H207ZM213 193V194H212ZM225 193V194H224ZM227 193V194H226ZM245 193H246V195H245ZM62 194V193H61ZM83 194V195H84ZM119 196H118V195ZM236 194H237V196H236ZM240 194V195H239ZM65 195V194H64ZM92 197H90V196ZM100 195H104L103 197H100ZM106 195V196H105ZM108 195V196H107ZM132 197H131V196ZM162 195H164V196H162ZM182 196H183V194H181ZM205 195H207V196H205ZM221 195V196H220ZM224 195V196H223ZM230 195H231V199H232V196H233V200L231 201V199H230ZM248 195H250V196H248ZM96 196H98L99 198H96ZM121 196V197H120ZM123 196V197H122ZM127 198H129V196L131 197V199L129 200V199H127ZM160 196H162V197H160ZM186 196V195H185ZM185 196H183V197H185ZM220 196V197H219ZM241 196V197H240ZM95 197V198H94ZM157 197V198H156ZM189 197V198H188ZM236 197H238V198H236ZM240 197V198H239ZM243 197V198H242ZM246 197H247V200H246ZM251 197V198H250ZM256 197V198H255ZM121 198H123V199H121ZM159 198V199H158ZM255 198V199H254ZM96 199V200H95ZM98 199V200H97ZM125 199V200H124ZM166 199V198H165ZM181 199L183 200L184 198H182L181 197ZM222 199V198H221ZM227 199V200H228ZM238 199V200H237ZM252 199H253V201H252ZM111 199L110 200H108L107 202H113ZM118 200H123V204L121 203V201H118ZM127 200V201H126ZM235 200V201H234ZM237 200V201H236ZM92 201V202H93ZM131 201V202H130ZM194 201L196 202L195 204H194ZM206 201V202H205ZM241 201V204L239 203ZM243 201H246L245 203L243 202ZM250 201V202H249ZM124 202H126V204L124 203ZM243 202V203H242ZM249 202V203H248ZM94 203V202H93ZM106 203V202H105ZM131 203V204H130ZM184 203V202H183ZM203 203H204V205H203ZM205 203H206V206H205ZM236 203V204H235ZM238 203V204H237ZM253 203V204H252ZM255 203H257V204H255ZM128 204V205H127ZM200 204H202V205H200ZM240 204V206L239 207H237V205H239ZM127 205V206H126ZM129 205H132L131 207L132 208H130V206ZM205 208V210H204V208ZM243 206V207H242ZM119 207V206H118ZM160 207H162V206H160ZM259 207V208H258ZM128 208H129V210L130 211H128ZM191 208H192V210H191ZM247 208H249V209H247ZM255 208V209H254ZM263 208V209H262ZM123 209L126 211H123ZM160 209H161V212H160ZM210 210V211H209ZM257 210V211H256ZM245 211H246V213H245ZM157 212H158V214H157V216H160L162 213H163V210H162V208H158L157 207ZM156 212V213H157ZM191 212H189L190 214H191ZM262 212V213H261ZM125 213H127V214H125ZM159 213H161V214H159ZM199 213V214H198ZM206 215H205V214ZM248 217V216H250V218L248 217V218H246L245 217V215ZM249 214V215H248ZM199 216V219H198V217L197 216ZM208 215V216H207ZM128 216V217H127ZM161 216H163V214L161 215ZM203 216V220L201 219V217ZM263 216V217H262ZM205 217V218H204ZM121 218V217H120ZM124 219V220H123ZM156 219H158V220H163L164 221V223H163V221H161V223L159 222V221H157ZM202 221H201V220ZM206 219V220H205ZM210 219V220H209ZM246 219V220H245ZM250 221H249V220ZM116 220V221H115ZM176 220L178 221V222H176ZM211 220H212V222H211ZM123 221H124V223H123ZM157 223H156V222ZM198 221V222H197ZM200 221V222H199ZM214 221V222H213ZM217 221V222H216ZM203 222V223H202ZM209 222V223H208ZM122 223V224H121ZM160 223V225H159V227H156V225L157 224H159ZM198 223H199V225H198ZM202 223V224H201ZM214 223H216V224H214ZM219 223V224H218ZM164 224V225H163ZM206 224V225H205ZM213 224V225H212ZM218 224V225H217ZM246 226H244V225ZM201 225V226H200ZM203 225V226H202ZM215 225V226H214ZM237 225H239V226H237ZM217 226V227H216ZM220 226V228H218ZM246 228H244V227ZM161 227V228H160ZM163 227V228H162ZM178 227V228H177ZM206 227V228H205ZM124 228H123V230H124ZM158 228V229H157ZM188 228H190V230H191V232L192 231H194L195 233L194 234H192V233H190V231H189V234L187 233L188 231L187 230H189ZM216 228V229H215ZM242 228H243V230H242ZM159 229H161V230H159ZM163 229H165V230H163ZM172 231H171V230ZM225 229V230H224ZM236 229H238V230H236ZM180 230V231H179ZM198 230V231H197ZM201 230V231H200ZM242 230V231H241ZM116 231V232H117ZM160 231V232H159ZM171 231V232H170ZM176 231V232H175ZM186 231V232H185ZM204 231V232H203ZM218 231V232H217ZM222 231V232H221ZM244 231V232H243ZM158 232V233H157ZM178 232L180 233V234H178ZM208 233V235H207V233ZM216 232V233H215ZM237 232L239 233L238 235H237ZM255 232V233H254ZM159 233H161V234H159ZM164 233V234H163ZM165 233H167L168 235H166ZM206 233V234H205ZM217 233H218V235H217ZM244 235H243V234ZM175 234V235H174ZM177 234V235H176ZM184 234H186L185 236H184ZM199 235V236H193V235ZM232 234V235H231ZM233 234L235 235L236 234V238L238 237V239H234L233 237H235V236H233ZM123 235V234H122ZM153 235V236H152ZM154 235H155V240L157 241V239L156 238H158V237H160L161 239H163V236H164V239L163 240H161V239H159L158 238V241L159 240H161V241H159V242H156V241H154V239L152 240V238L154 237ZM173 235H174V237H173ZM179 235H180V237L181 238H179ZM229 237H228V236ZM243 235V236H242ZM156 236H158V237H156ZM167 236H169V237H167ZM202 238H201V237ZM233 236V237H232ZM242 236V237H241ZM123 237H125V236H123ZM152 237V238H151ZM176 237V238H175ZM187 237V238H186ZM197 237V238H196ZM198 237H199V239H198ZM209 237V238H208ZM214 237L216 238V239H214ZM230 237H231V240H230V242H229V239H230ZM174 238H175V240H174ZM213 238V239H212ZM18 239H20V242L19 241H17L16 243H15V246H17V247H15L14 248V253H13V256L10 258V262H9V260H7V258H6V256H2V263L4 262V264H15V262H16V264H59V263H61V264H82L80 261H78L76 258V260L74 259V256H75V251H73V254H72V256L73 257H70V254H68L67 253V251H66V249H64V248H66L65 246H63V244H58V245H56V248H55V245H54V249L52 248L53 246H44V249H43V247H41L40 245L39 246H37V248L36 249H38V251L36 250L35 252H32L29 248H28V246H27V244L25 243V241L23 240V238H18ZM21 239H22V241H21ZM173 239V240H172ZM178 240V242H177V240ZM196 239V240H195ZM205 239V240H204ZM210 239V240H209ZM233 239V240H232ZM258 239V240H257ZM199 240V241H198ZM235 240V241H234ZM236 240H238V243H236L237 241ZM125 241V240H124ZM146 241V242H145ZM150 243H149V242ZM152 241H154V243L152 242ZM195 241V242H194ZM218 241V242H217ZM234 241V242H233ZM19 242V244H17ZM22 242H23V244H22ZM147 243L148 242V244H145V243ZM161 242V243H160ZM166 242V243H165ZM202 242V243H201ZM20 243H21V245H20ZM185 246V249L187 250H185L184 252H182V250H181V246H183L182 244ZM186 243V244H185ZM192 243V244H191ZM195 243V244H194ZM232 243H234V244H232ZM26 244V245H25ZM152 244L155 246L156 244H158V245H156L155 246V249L157 248V250H155L154 249V247L152 246ZM229 244V245H228ZM243 244V245H242ZM20 245V246H19ZM63 246V248H61L62 246ZM202 245V247L204 246L205 247V245H207L205 248L203 247H200V246ZM231 245V246H230ZM233 245V246H232ZM239 245V246H238ZM21 246H23V247H21ZM59 246V247H58ZM150 246H152V247H150ZM158 246V247H157ZM161 246H163V247H161ZM180 246V247H179ZM194 246V247H193ZM196 246V247H195ZM237 246V247H236ZM43 249V251L42 250H40L41 248ZM49 247V248H48ZM78 246H75V248H77ZM165 247H166V249H165ZM170 247V248H169ZM224 247V248H223ZM229 247H230V249H229ZM40 248V249H39ZM46 248V249H45ZM115 248L117 249H119V250H123L121 247H119L118 245L117 246H115ZM143 248V247H142ZM162 248V249H161ZM200 248V249H199ZM236 248V249H235ZM55 249H57L56 251H55ZM86 249H91V248H86ZM168 249V250H167ZM208 250V251H205V250ZM46 252H45V251ZM48 250V251H47ZM50 250H53V251H50ZM60 250H61V252H60ZM73 250H75V249H73ZM119 250H118V252H119ZM196 250H198V251H196ZM202 250V251H201ZM229 250V251H228ZM235 250V251H234ZM65 251H66V253H65ZM159 251H161V252H159ZM163 251H164V253H163ZM190 252V255L188 254L189 252ZM195 251L197 252V255H196V253H195ZM225 251V252H224ZM232 251V252H231ZM238 251V252H237ZM247 251V252H246ZM16 252V253H15ZM20 252V253H19ZM57 252V253H56ZM165 252H166V254H168V253H170V254H168V255H166L165 254ZM200 252V253H199ZM202 252V253H201ZM206 252V253H205ZM224 252V253H223ZM245 252V253H244ZM249 252V253H248ZM19 253V254H18ZM33 255H32V254ZM45 253V254H44ZM50 253V254H49ZM59 253V254H58ZM61 253V254H60ZM66 255H65V254ZM158 253H162L161 255H159ZM185 253V254H184ZM208 253V254H207ZM231 253H233L234 255L233 256H230V254ZM239 253V254H238ZM244 253V254H243ZM15 254V255H14ZM21 254H22V256H21ZM35 254V255H34ZM41 254V255H40ZM120 254V255H119ZM118 255H116V257L117 256H120L119 258L117 257H113V259L111 260V264H121V263H124V264H128V262H126L127 260L125 259L126 257L124 256V254H122V253H119ZM125 257H122V255ZM156 254V255H155ZM207 254V255H206ZM223 254V255H222ZM26 255V256H25ZM28 255H29V257H28ZM59 255H61V256H59ZM153 255H151V256H153ZM181 255V256H180ZM185 255H187V256H185ZM189 255V256H188ZM199 255V256H198ZM243 257H242V256ZM246 255H248V256H246ZM34 256V258L33 259H31L32 257ZM43 256H44V258H43ZM46 256V257H45ZM66 257V258H63V257ZM169 256V257H168ZM204 256V257H203ZM209 256V257H208ZM240 256V257H239ZM16 257V258H15ZM19 257V258H18ZM21 257V258H20ZM25 257V258H24ZM54 257V258H53ZM177 259H176V258ZM179 257H181V258H179ZM200 257V258H199ZM201 257H203V259L201 258ZM229 257V258H228ZM236 259H235V258ZM241 257H242V259H241ZM27 258V259H26ZM48 258V259H47ZM52 258V259H51ZM56 258V259H55ZM58 258H61L60 260H58ZM63 258V259H62ZM69 258V259H68ZM74 259V260H71V261H69L70 259ZM122 258H123V260H122ZM172 260H171V259ZM176 260H175V259ZM184 258V259H183ZM199 258V259H198ZM208 258V260L207 261H205L206 259ZM231 258V259H230ZM4 259H5V261L7 262H5L4 261ZM17 259V260H16ZM24 259V260H23ZM65 259L66 260H68V261H65ZM174 259V260H173ZM180 259V260H179ZM212 259H214V260H212ZM232 259H235V260H232ZM28 260V261H27ZM40 260V261H39ZM48 260V261H47ZM55 260V261H54ZM62 260V262H60ZM115 260V261H114ZM121 262H120V261ZM179 260V261H178ZM183 260V261H182ZM200 260H202V261H200ZM240 260V261H239ZM22 261H23V263H22ZM43 261V262H42ZM172 261V262H171ZM189 261V262H188ZM197 261V262H196ZM209 261H211L212 263H210ZM243 261V263H241ZM9 262V263H8ZM45 262H47V263H45ZM59 262V263H58ZM66 262V263H65ZM68 262V263H67ZM178 262V263H177ZM191 262V263H190ZM248 262V263H247Z\"/></svg>","mask_w":264,"mask_h":264}]
</instances>
